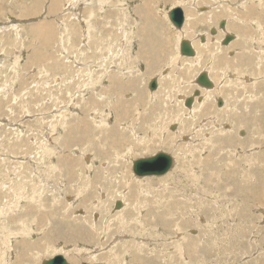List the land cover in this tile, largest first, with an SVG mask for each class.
<instances>
[{"label": "rangeland", "instance_id": "obj_1", "mask_svg": "<svg viewBox=\"0 0 264 264\" xmlns=\"http://www.w3.org/2000/svg\"><path fill=\"white\" fill-rule=\"evenodd\" d=\"M36 1H40L39 3H41V6H39V10H35V9H32V10H26L25 12H24V14L25 13H30V15L29 16H22L23 15V9L25 10V8H29L30 6H32L33 4L32 3H34L35 4V2ZM47 1V2H46ZM69 0H65V1H63V4H62V6H61V8H63L64 7V9H57V10H55V11H49L48 10V2L50 3V1L49 0H1L0 1V26H4V27H6V26H8V24H6V22H16V23H18L19 25H17L15 28H2V30L0 29V103H2L1 105H0V107H2V108H4L3 110H2V108L0 109V138L2 137V139H0V154H1V156L3 157V158H1V156H0V178L2 179H0V194H1V197H0V207L2 208H0V212H1V210L3 211V213L5 214V215H2L3 213L1 212V215H0V217H1V219H0V229L2 228V231H4V232H2L1 230H0V256H2V258L3 259H6V261L4 262L3 260L0 262V264L2 263V264H15L14 262H16V264H42L43 263V261L44 260H46V259H49V258H51L52 256H54L56 253L57 254H59V253H63L64 255H66L68 258H69V254L71 255V254H73V256H71L70 258H69V261H70V263L71 264H80V263H82L83 261H85L86 260V262H88V261H90V262H88L89 264H97V262H99V264H103V262L106 260V262H108V259H109V257H110V259H109V262H111L112 261V263H109L108 262V264H116V262H117V264L119 263L120 264V260H118V259H120V258H117L116 256L118 255V254H122V252H121V249H120V252H117V251H119V248H120V244L121 243H123V244H125L124 243V237H129V238H127V239H129V240H132V237H135L136 239H140V240H142L143 242H149L150 243V241H152V243H155L154 245H155V247H154V245L153 246H151V247H149L148 248V251H147V249L146 248H144V251L143 252H141V253H139V255L136 253L135 255L133 254L132 255V253H129L130 254V256H129V254L128 253H126L125 254V258H124V261H123V263H126V264H130V262L133 260H135V264H168V262L169 261H171L172 259V261H171V263L170 264H179L178 263V261H180L181 263L180 264H185V262L184 261H186V263L187 264H190L191 262V264H264V128H262V127H264L263 125H264V119H262L263 117H264V109H262V113L259 111V108L258 107H255V108H253V109H250V110H247L246 108H244V109H242V110H239V112L241 113V111H242V113L243 112H245L244 114V117H243V119L240 117L239 119H236V118H232L230 121H228V120H221L220 118H218V120L216 121V119H214V118H212V119H214L213 121L211 120V117L212 116H214L215 118L217 117V115L216 114H211L212 116L210 117V116H208V115H206V116H204V117H202L203 118V120L202 119H199L200 121H198L197 122V127H198V125L199 126H202V125H200V124H204V123H207V121H210L211 122V124H209L210 122H208L207 123V125L209 126V127H207V126H204V128L205 129H207V130H205L203 133H204V136L203 137H205V135H206V139H207V136L209 137L208 139H209V141L208 142H206L205 143V146H206V144L208 145V147L210 146V147H212V144H210V141L213 139V143L215 142L216 143V141H217V143L219 142V144L221 145H219V144H215V146H214V144H213V147H222V146H224L223 148H222V150H221V153L219 152V154L217 153V151L218 150H215L213 147L210 149V147H209V149H208V147H207V149H206V147H205V149H203L204 150V152L203 151H200V150H198V151H200V152H196L197 150L195 149V151H193L191 154L189 153V151L187 150V149H189V146H187V144H189V145H192L193 144V142L194 141H196L197 143H198V141L201 139V138H203V137H195V139H194V137H193V139H191L190 140V137L192 136V133L194 132V131H197L198 130V128L196 127V125L194 126V131H193V129H190L189 131H187L189 128H192V127H189L188 125H183L184 123V120L186 119V117L188 118V112L186 111V112H184V117H185V119H177V120H175V121H172V122H170V121H167V123H169V124H167L166 123V120H167V116L166 115H168L167 114V112L165 111V110H163L162 111V120H159V119H157V120H155L154 118L152 119V121L148 124V127H149V125H151L150 127H149V130H148V132H149V134L150 135H154V133H155V129L156 130H158V131H161L160 133H159V135L158 136H160L161 134V136H166L167 134H168V131L170 130L169 128V126L171 125V127L173 126V125H176V126H174L175 127V129H171V130H175L174 132H176V135H175V138H172V139H170V140H168L167 142H166V145L165 146H163V147H154V148H156V149H153L151 152H150V154L149 153H145V152H140V153H138L137 155H134L133 156V154H123V153H118V152H116V155H119V156H122V155H130L129 157H123V158H125L124 159V161H125V163H126V161H127V165L128 166H130L129 167V173H128V177L126 178L127 179V181H126V179H125V175H126V173L123 175V170L121 171V168L120 169H117L116 171H115V173L116 174H118L119 173V175L121 176V178L120 177H118L119 175H116V174H114L113 176H111V178L110 177H108L109 176V171H107L108 169H106L105 170V172H104V176L105 177H108V183L111 185V187H113L114 189H116V187H117V185L120 183H125V184H123V186L122 187H120V186H118V188L120 189V190H118V191H120L119 192V194L120 195H118L117 197H115L114 199H115V201H114V199H112L111 201V203L106 207V211L103 213L101 210H99V209H95V210H91L90 211V208H93V206H97L98 204H99V200H100V198H102L101 200H104V202L106 203L109 199H110V193H111V189H110V185H108V186H104L103 187V185H101L100 183H97V182H95L94 181V178H95V170L97 171V168L99 167V166H101V161H103L104 162V159L103 158H101V157H98V158H96V156H94L95 154L92 152V150L94 149V151H96L95 150V148H93V147H91V148H89L88 147V145L89 144H86V147L87 148H89L88 150L86 149V147H85V149H86V151H83L82 149H81V147L79 148V146L78 145H74V144H70V146L69 147H67V146H63V144H62V140H61V136L64 134V132H65V128L64 127H62V126H65L66 124H63V123H61V125L59 124L60 122H62V120L63 119H61V117H60V112H61V110H63V107H65V106H67V110H74L75 109V111H79L78 113L79 114H81V116L82 117H86L85 115H90V112L92 111V113H95V114H91V117L92 116H94V115H98V119H100V118H102V119H104V121H108V118H110V117H112V121H111V119H110V121L111 122H113L114 121V118L116 119V120H121V123H123V125L124 124H126V121H123L125 118H121V116H122V113H121V110H119V111H117L116 109H112V111H111V109L109 108V106L108 105H114V101H112L111 99H112V95H110L111 94V92L110 91H108V93H107V91H104V90H102V92L103 93H105V94H108V95H105V96H107V97H109V98H107L106 97V99H105V104H107V105H105L104 103L102 104L101 103V105H95L94 106V104L92 103L93 102V100H94V98H92V99H90L89 100V103H84L83 102V100L81 99L82 98V95H79L80 94V92H81V90L83 89V82H81V81H75V83L74 82H67V80H66V77H68V75H70V72L69 71H67L66 69L67 68H70V70H71V72H73V74H75L76 72V74H78V72H80V71H82V69H83V71H82V73H85V74H88L89 73V71H92V72H90V73H93L94 75L95 74H98L99 72V75L100 76H105L104 77V79L103 80H106V78H107V80L109 81V79H108V77L109 76H107V75H110V73L109 74H105V72H107L108 73V71H110V70H112L113 71V69H114V71L116 72L118 69H119V71L120 72H122V73H120L121 75H129V73H131V75H133L132 77L131 76H127V78L129 77L130 79H134V75H137V73H134V72H132V68H133V71H134V69H138L139 70V73H138V75H141V76H143V77H141V76H139V77H141L143 80H145V79H147V81L146 82H148V83H146V84H144L145 85V88H143V87H140L139 89L141 90H137V89H135V90H129L128 92H125L124 93V97H126L127 95V97L126 98H133V99H136V96L138 95V92H140V93H142L143 94V97L145 98H143V101L144 102H146V104H143V103H140V105L138 106V105H136L135 103H133V105H132V110L131 111H133V114L134 115H136L137 116V114H138V112H139V110H143V108L141 107V106H146L148 103H151V101H153L152 99V96H150L151 95V93H152V91L153 90H150V88H148L149 87V81L153 78V77H159L158 79H159V87L161 88V84L160 83H162V80H164V79H166V78H169V75L171 74V76L172 77H176L177 79H179V75L180 76H183L182 77V79L181 80H179L178 82H176V84L177 83H181L180 84V86L183 88V87H185V88H183L182 89V91H178V89L176 90V88H178L179 87V84L177 85V86H174V88L172 87L171 89H169L168 88V92H173L174 94V96L169 100V98H167V97H165L166 98V101L165 102H163L165 105H168L169 103L171 104L170 106H174L176 103H178L179 101H181V99L182 98H185L186 96L187 97H190V96H192L193 95V93H194V89L196 88V89H198L200 86L198 85V83L196 84H194L193 82H196V77H197V74H199L201 71H205V70H207L208 72H209V74H210V76H211V78L215 81L214 83H216V85H215V87H214V89L213 90H218V89H216V88H218V85L220 84V83H223V82H225L226 81V79H224V76H221V79L219 80L218 78H216L215 77V75H213L214 73L212 72V68H213V66L215 65V62H214V56H212V57H210V59H209V61H208V59L206 58V59H203V57H202V55H197L198 57H199V59H197L198 57L197 56H195V58L193 57V59H188L189 57H187V56H184V55H182L181 53H180V46H178V45H180V39H182V38H188V39H190V40H192L193 42H194V46H195V48L196 49H198V47H199V43L200 42H202L201 40H199V37H200V35H202V34H204V35H208V36H210L211 34H210V28L211 27H213V28H217V29H219L220 28V24H219V22L220 21H222L223 19H225L228 23H227V31H229L232 35H236L237 36V38L235 39V42H238L239 40H240V36H239V34H238V32L236 31V30H231V29H229V26H230V23L232 22V23H234L235 21H237V20H235L236 18H239L240 17V22H243L244 24H251V18L250 17H252V16H250L249 15V13L248 14H245L244 12H246L245 10H243V9H245V8H248V6H250V4H249V1L248 0H241L242 1V3L243 4H241V1L239 0H156V1H158V2H156L155 3V1L154 0H150L151 2H152V4H154V5H149L148 6V8H149V15H150V13H151V15H150V18H152L153 19V22L155 23H153L154 24V26H156L157 25V27H156V29H157V33H158V35H159V37H161V41L163 42V44L165 45V43H168L169 41H170V39H168V37H173V35L172 34H174V35H176L175 37H174V39L173 40H175L174 41V43L173 44H170L169 46H168V49H165V50H163L160 54H162V55H159V57L161 56L162 58H165V59H167L166 61L164 60V63H163V61H161V60H159L158 61V63H156L155 65H154V68L149 72L148 70H147V63H148V61H145V60H138L137 61V59H139V55L138 54H136V52L137 53H141V56L142 57H146V54L144 53L143 54V52H139V51H137L138 50V46H139V43H140V40H141V38H143V36H146L147 34L144 32V33H142L141 34V32H140V30H141V28L140 27H143L142 26V24L143 23H145L144 22V17H142L140 14H138V13H135V12H133L132 11V5L134 4V5H136V4H138V2L137 1H139V3L141 2V1H144V0H122L123 1V3H125V4H127V5H129V6H126L125 4H124V6H126V7H129V10H128V13L123 17L122 16V18H123V20L121 19V17H119L118 18V20H119V22L117 21V19H116V17H112V19L113 18H115V20L113 21H111V19H106L105 20V18L107 17V16H109V12L112 10V9H120V8H122V6H121V2L119 3V1L118 0H106V3H108L107 5L105 4V2H104V0L102 1V0H98V1H102L101 3H103L104 2V4H102V5H104V6H107L106 8L103 6V7H100L98 10H97V8L100 6V5H98V4H100L97 0H91V2H92V7L94 6V7H96V9H94V12H93V16L92 15H89V17H88V11L85 13V11H80V12H73L74 13V15L76 16H74V18H73V20H74V22H77L78 24H76V26L77 27H79L78 29H80L79 30V32H81L79 35H80V37H79V35H78V37L82 40H75L74 39V41H73V38L72 37H70V38H68L67 36H68V31H67V33H66V35H65V37H64V39H62V40H64V41H62V42H60L59 40V38L60 37H62L63 38V36L62 35H60L59 33H61V30L63 31V24H66L67 26L69 25L67 22L69 21V20H66V19H68L67 17L64 19V17H65V13H66V11H65V9L67 8V2H68ZM108 1V2H107ZM14 2V3H13ZM72 2V1H71ZM91 2H90V0H89V4L86 6V5H84V7H90L91 6ZM111 2L112 3H115L114 4V6H112L113 4H111ZM239 2V3H238ZM26 5H25V4ZM47 3V4H46ZM98 3V4H97ZM120 6V7H118V5ZM238 3V4H237ZM246 3V5L244 6V4ZM247 3H248V5H247ZM46 4V5H45ZM64 4H65V6H64ZM110 4V5H109ZM157 4V5H156ZM178 4H181V6L183 7V8H185V13H186V15H188V9L189 10H191L190 11V14L191 13H194V15H195V17H197V19L196 20H199L198 19V16H201L202 17V15L203 16H205L206 18H208V22H206V23H200L199 24V22L197 23V25L195 26V27H193L192 25H191V19L189 20L188 19V22H189V24H187V27H186V29H185V31H187V33H185V31L183 30V31H180L179 30V28H175L172 24H171V22L170 21H168L165 17H168L166 14H167V12H168V10L169 9H171L173 6H175V5H178ZM208 4V5H207ZM77 5V4H76ZM96 5V6H95ZM198 5V6H197ZM222 5V6H221ZM22 6L24 7L23 9H21L22 8ZM43 6H45V8H43ZM78 6V5H77ZM98 6V7H97ZM113 7V8H110V7ZM117 6V7H116ZM158 6V7H157ZM198 8H197V7ZM213 6V7H212ZM218 6H219V8L220 7H223V8H226V9H230V13H232L231 15H227L226 17L225 16H223V17H221V18H219V19H217L215 22H212V23H210L211 22V20H209V18L211 19V11H212V8H213V10H214V12H218L220 9L218 8ZM229 6V7H228ZM232 6V7H231ZM46 7H47V9H46ZM116 7V8H115ZM201 7V8H200ZM204 7H208V9H204ZM13 8V9H12ZM103 8V9H102ZM163 8V9H162ZM209 8H210V11L208 12V14H205V13H202V12H204V11H207V10H209ZM222 8V9H223ZM236 8V9H235ZM239 8V9H238ZM9 9V10H8ZM100 9H102V11L100 10ZM156 9H160V10H156ZM241 9V11H239L238 12V10H240ZM46 10V11H45ZM74 10H75V8H74ZM216 10H218V11H216ZM237 10V11H236ZM243 10V11H242ZM57 11V12H56ZM58 11H60V12H58ZM76 11V10H75ZM102 13H101V12ZM130 11V12H129ZM235 11V12H234ZM53 12V13H52ZM63 12V13H62ZM199 12V13H198ZM242 12L244 13V14H242ZM45 13V14H44ZM101 13V15L100 16H98L99 14ZM135 13V14H134ZM210 13V14H209ZM234 13V14H233ZM237 13H238V15H240V16H238L237 15ZM43 14V15H42ZM80 14V15H79ZM83 14V16H81ZM103 14V15H102ZM153 14V15H152ZM40 15V16H39ZM54 15V16H53ZM63 16V19L64 20H62V16ZM192 15V14H191ZM190 15V16H191ZM236 16L235 18L233 17V16ZM244 15H248L247 17L246 16H244ZM264 15V14H263ZM79 16V17H78ZM87 16V17H86ZM95 16V17H94ZM103 16V17H102ZM119 16H121V15H119ZM131 16V17H130ZM141 16V17H140ZM230 16V17H229ZM16 17H18V18H16ZM21 17V18H20ZM46 18V19H53L56 23H55V25L57 26V32H58V34L56 35V36H54L53 37V41L51 40V39H49L48 40V42H44V41H42V40H40L39 38H35L33 35H32V33L30 32V24L31 23H23V21L24 22H28V21H31L32 19L33 20H38V19H40V18ZM78 17V18H77ZM83 17H84V20H85V18H87V20H88V24H90V26H92L91 28H90V31H89V33L87 34L86 33V28H84L85 27V23L83 24ZM99 19H98V18ZM127 17V18H126ZM187 17V16H186ZM233 17V18H232ZM38 18V19H37ZM56 18V19H55ZM96 18V19H95ZM132 18V19H131ZM163 20H162V19ZM190 18V17H189ZM227 18V19H226ZM10 19V20H9ZM16 19V20H15ZM101 19V20H100ZM135 19V20H134ZM159 19V20H158ZM213 19V18H212ZM245 19V20H244ZM20 20V21H19ZM59 20V21H58ZM98 20V21H97ZM110 20V21H109ZM121 20V21H120ZM141 20H143V21H141ZM161 20V21H160ZM250 20V21H249ZM106 21V22H105ZM130 21H133V22H130ZM168 21V22H167ZM210 21V22H209ZM4 24H3V23ZM63 22H65V23H63ZM90 22V23H89ZM108 22H115V23H109V25H108ZM118 22V23H117ZM120 22L122 23V24H120ZM135 22V23H134ZM159 22V23H158ZM248 22V23H247ZM81 23V24H80ZM107 23V24H106ZM124 23V24H123ZM169 23V24H168ZM61 24V26H59ZM121 26H120V25ZM141 24V25H140ZM203 24V25H202ZM243 24V25H244ZM82 25H84V26H82ZM107 25V26H106ZM111 25V26H110ZM113 25L115 26V27H113ZM135 25V26H134ZM29 26V27H28ZM95 26V27H94ZM103 26V27H102ZM109 26H110V28H109ZM118 26V27H117ZM127 26V27H126ZM158 26H162V27H158ZM166 28H165V27ZM262 26H264V24L262 25ZM83 27V28H82ZM94 27V28H93ZM100 27H102V28H100ZM113 27V28H112ZM137 27V28H136ZM192 27V28H191ZM18 29V31H17V29ZM29 28V29H28ZM60 28V29H59ZM62 28V29H61ZM162 28V29H161ZM165 28V29H164ZM171 28V29H170ZM188 28H191V30L190 29H188ZM10 29V30H9ZM26 29H28V30H26ZM84 31H83V30ZM103 29V30H102ZM108 29H110L111 31H108ZM133 29V30H132ZM192 29H193V31H192ZM195 29V30H194ZM20 30V31H19ZM68 30H69V32L71 31H73V29H72V27H68ZM122 30H123V33H121L122 32ZM163 30V31H162ZM190 30V31H189ZM220 30H222V29H220ZM6 31V32H5ZM28 31V32H27ZM83 31V32H82ZM119 31H120V35H119ZM159 31V32H158ZM166 31V32H165ZM193 33H192V32ZM235 31V32H234ZM15 32V33H14ZM74 32V31H73ZM85 32V33H84ZM103 32H105V33H108V34H110V36H106V38L104 39V40H102V37L100 36V33H103ZM161 32H162V36H161ZM18 33V34H17ZM85 35H84V34ZM99 33V34H98ZM172 33V34H171ZM82 34H83V36H87L86 38L84 37H82ZM89 34H90V36H89ZM216 34V33H215ZM224 35H225V32L223 33ZM13 35V36H12ZM18 35V36H17ZM33 37H32V36ZM60 36V37H59ZM88 36H89V38H88ZM114 36H115V38H114ZM130 36V37H129ZM141 36V37H140ZM223 36V35H222ZM56 37H58V39L56 38ZM215 37H217L216 35H211L210 36V42H214L215 44L216 43H218L217 42V40H218V38H215ZM255 39H260L259 37H262L263 39H264V35H255ZM22 38V39H21ZM31 38V39H30ZM177 38V39H176ZM214 38L216 39V41H214ZM4 39H5V42H4ZM7 39V40H6ZM37 39V40H36ZM68 39V40H67ZM70 39H71V41H70ZM97 39V40H96ZM110 39V40H109ZM114 39V40H113ZM116 39V40H115ZM16 40V41H15ZM51 40V41H50ZM88 40V41H87ZM121 40V41H120ZM169 40V41H168ZM212 40V41H211ZM10 41V42H9ZM29 41L30 43H27V42ZM49 41H50V43H49ZM103 41V42H102ZM117 41H118V43H117ZM134 41V42H133ZM219 41V40H218ZM264 41V40H263ZM67 42V43H66ZM70 42V43H69ZM78 42H79V44H78ZM114 42H115V44H114ZM128 42H130V43H128ZM178 42V43H177ZM220 42H221V40H220ZM26 43V44H25ZM53 43H55V44H53ZM66 43V44H65ZM76 43H77V45H76ZM82 43V44H81ZM86 43V44H85ZM96 43V44H95ZM104 43V45H103V47H102V44ZM177 43V44H176ZM47 44V45H46ZM53 44V46H51ZM57 44V45H56ZM71 44V45H70ZM124 44V45H123ZM220 44V43H219ZM3 45V46H2ZM30 45H31V47H30ZM33 45V46H32ZM59 45H61V46H59ZM75 45V46H74ZM88 45V46H87ZM99 45V46H98ZM101 45V46H100ZM109 45V47H106V46H108ZM123 45V46H122ZM63 46V47H62ZM72 46V48H70ZM86 46V47H85ZM94 46H96V47H94ZM49 47V48H48ZM52 47V48H51ZM67 47V48H66ZM78 47V48H77ZM80 47V48H79ZM88 47V48H87ZM101 47V48H100ZM104 47H105V49L107 50H105L104 49ZM111 47V48H110ZM260 49L262 48H264V45H263V43H261V46H258ZM6 48V49H5ZM10 48V49H9ZM19 48H20V50H19ZM22 48H24V49H22ZM38 49V50H40L41 52H42V54H44L45 55V58H44V60L42 59V60H40L41 62H38L37 63V61H33L32 60V58H31V56H32V52L33 51H35V49ZM68 50H66V49ZM77 48V49H76ZM90 48V49H89ZM95 49V48H99L98 49V51H96L97 49H95V50H93V49ZM109 48V49H108ZM122 48V49H121ZM125 48V49H124ZM171 48V49H170ZM28 49V50H27ZM106 51H104V50ZM112 49V50H111ZM126 49H127V51H126ZM170 49V50H169ZM235 49V50H234ZM22 50V51H21ZM24 50V51H23ZM43 50V51H42ZM44 50H45V53H44ZM52 52H51V51ZM64 50V51H63ZM79 50V51H78ZM87 50H91L90 52L89 51H87ZM123 50V51H122ZM146 50H147V48H146ZM177 50V51H176ZM179 50V51H178ZM238 49H237V47L236 48H232L230 51H229V53L230 54H232L233 55V53H234V51H237ZM5 51V52H4ZM58 51V52H57ZM60 51V52H59ZM78 51V52H77ZM80 51H81V53H80ZM99 51H102V52H100V54H99ZM112 51H113V53H112ZM126 51V52H125ZM199 51V50H198ZM4 52V54H5V56H4V54H2ZM31 52V53H30ZM66 52V53H65ZM74 52H76L75 53V55H74ZM86 52V53H85ZM97 52V53H96ZM171 52V53H170ZM49 53L51 54V55H49ZM91 53V54H90ZM93 53V54H92ZM109 53V54H108ZM112 53V54H111ZM116 53H118L117 55H115ZM181 55H180V54ZM19 54V55H18ZM21 54V55H20ZM56 54V55H55ZM61 54V55H60ZM66 56H65V55ZM73 54V56H71ZM108 54V55H107ZM128 54V55H127ZM169 54H171V55H169ZM175 54V55H174ZM3 55V56H2ZM68 55V56H67ZM70 55V56H69ZM78 56V58H77V56ZM88 57H87V56ZM103 55V56H102ZM115 55V56H114ZM173 55V56H172ZM234 55H235V53H234ZM28 56V57H27ZM58 56V57H57ZM96 56V57H95ZM135 56V57H134ZM172 56V57H171ZM175 56H177L178 57V59L175 57ZM66 57H68L67 59H66ZM99 57V58H98ZM106 57V58H105ZM133 57V58H132ZM160 57V58H161ZM62 58V59H61ZM70 58V59H69ZM104 58V59H103ZM107 58H109V59H107ZM116 58V59H115ZM121 58V59H120ZM123 58V59H122ZM129 58H131V59H129ZM171 58V59H170ZM173 58V59H172ZM191 58V57H190ZM212 58V59H211ZM48 61V63H47V61ZM74 59V60H73ZM77 59V60H76ZM107 59V60H106ZM111 59V60H110ZM113 59V60H112ZM124 59H125V61H124ZM180 59V61L178 62V60ZM16 60V61H15ZM56 60V61H55ZM70 60V61H69ZM72 60V61H71ZM177 62H176V61ZM184 60V61H183ZM189 60H191V61H189ZM199 61V62H197V64H196V62H194V61ZM205 62H204V61ZM25 61H27V62H25ZM30 61V62H29ZM32 61V62H31ZM53 61V62H52ZM73 61H75L74 63H72ZM105 63H104V62ZM109 61V62H108ZM113 61V63H110V62H112ZM122 61H123V63H122ZM171 61H174L175 63H171ZM200 61H201V63H200ZM203 61V62H202ZM207 61V62H206ZM212 61V62H211ZM11 62H12V64H11ZM28 62H29V64H28ZM59 62V63H58ZM61 62H63V63H61ZM72 64H71V63ZM92 62H94V63H92ZM105 64V66L103 65V63ZM120 64H119V63ZM130 63L132 66H131V68H130V66H128V65H130V64H128V63ZM170 62V63H169ZM183 62V63H182ZM186 62V63H185ZM188 62H190V63H188ZM192 62H193V64H192ZM16 63V64H15ZM26 63V64H25ZM33 63V64H32ZM47 63V64H46ZM66 63V64H65ZM85 63H90V64H92V65H87V64H85ZM107 63V64H106ZM116 63V64H115ZM180 63V64H179ZM195 63V64H194ZM58 64L60 65V64H62V66L60 65V66H58ZM98 65V66H95V65ZM101 64V65H100ZM116 66L115 68H114V66ZM170 64V65H169ZM177 64H179V66L177 65ZM190 66V68H189V66ZM192 66H191V65ZM199 64V65H198ZM202 64H204L203 66H202ZM35 65H37V66H35ZM65 65V66H64ZM69 65V66H68ZM83 65V66H82ZM86 65V66H85ZM93 65H94V67H96V69L93 67ZM124 66L123 68L122 67H120V66ZM127 65V66H126ZM170 67H169V66ZM194 65V66H193ZM198 67H197V66ZM208 65V66H207ZM26 66V67H25ZM40 66V67H39ZM43 66V67H42ZM45 66V67H44ZM64 66V67H63ZM67 66V67H66ZM100 66H102V67H100ZM112 66V67H111ZM167 66H168V68H167ZM183 66H184V70L185 71H187V75H186V77L181 73L182 71H184L183 70ZM9 67V68H8ZM11 67V68H10ZM17 67V68H16ZM23 67V68H22ZM42 67V68H41ZM57 67V68H56ZM58 67H61V68H58ZM111 67V68H110ZM127 67V68H126ZM159 67V68H158ZM162 67V68H161ZM179 67L181 68V69H179ZM197 67V68H196ZM199 67H200V69H199ZM13 68V69H12ZM53 68V69H52ZM63 68H64V70H66V71H64L63 72ZM76 68H80L79 70L77 69L76 70ZM87 68V69H86ZM94 70H93V69ZM103 68H106V69H103ZM113 68V69H112ZM117 68V69H116ZM128 68H130L129 69V71H126L125 69H127L128 70ZM175 68H177L176 69V74H175ZM186 68V69H185ZM20 69V70H19ZM23 69H24V71H23ZM47 71H46V70ZM54 69H56V71H54ZM62 69V70H61ZM107 69H108V71H107ZM52 70V71H51ZM88 71V72H86V71ZM99 70V71H98ZM100 70H102L103 71V73H101V71ZM106 70V71H105ZM121 70H123V71H121ZM125 70V71H124ZM138 70L136 71V72H138ZM145 70H147V71H145ZM181 70V71H180ZM4 71H6V72H4ZM35 71V72H34ZM50 71V72H49ZM54 71V72H53ZM59 71V72H58ZM62 71V72H61ZM94 71H96L97 73H95ZM153 71V72H152ZM161 72V74H159L160 72ZM189 71V72H188ZM192 71V72H191ZM17 72H19V73H17ZM55 74H53V73ZM57 72V73H56ZM75 72V73H74ZM129 72V73H128ZM145 73V74H142V73ZM191 72V73H190ZM198 72V73H197ZM33 73V74H32ZM38 73V74H37ZM81 73V72H80ZM134 73V74H133ZM157 73H158V76H157ZM162 73H163V75H162ZM165 73V74H164ZM169 73V74H168ZM197 73V74H196ZM11 74H12V76H11ZM16 74V75H15ZM21 74V75H20ZM26 74V75H25ZM36 76H35V75ZM40 74V75H39ZM65 74V75H64ZM117 74H118V72H117ZM119 74V75H120ZM148 74V75H147ZM151 74V75H150ZM168 74V75H167ZM178 74V75H177ZM234 76H230L229 74H228V77H235L237 74L236 73H232ZM17 76L18 77V79H17V77H15V76ZM20 75V76H19ZM25 75V76H24ZM42 75V76H41ZM80 75V74H79ZM147 75V76H146ZM195 75V76H194ZM213 75V76H212ZM250 75V74H249ZM254 75H256V74H254ZM24 77V79L22 78V77ZM30 76V77H29ZM41 76V77H40ZM47 76V77H46ZM66 76V77H65ZM86 76H88V75H86ZM153 76V77H152ZM191 76V77H190ZM261 76V75H260ZM12 77H14V78H12ZM25 77H26V79H25ZM35 77V78H34ZM50 79H49V78ZM63 77V78H62ZM189 77V78H188ZM11 78V79H10ZM30 78H31V80H30ZM41 78H43V79H41ZM50 80H48V79ZM162 78H164V79H162ZM188 78V79H187ZM195 80H193V79ZM216 78V79H215ZM250 80H252V79H255L254 78V76H252V75H250ZM186 81H185V80ZM190 79V80H189ZM18 80V81H17ZM25 80V81H24ZM29 80H30V82H29ZM39 80V81H38ZM52 80V81H51ZM90 80V77H88V79H87V82H85V83H87L88 84V86H89V88H88V86H87V88H84V90H86V93L87 92H89V93H87L86 94V97L85 98H87V97H89L91 94H92V92H94L93 90H94V88H92V87H94V86H91L90 87V83H91V80ZM193 80V81H192ZM257 80H262V77H259V78H257ZM5 81V82H4ZM7 81V82H6ZM10 81H12L13 82V84H12V82H10ZM20 81H21V83H20ZM28 81V82H27ZM32 81V82H31ZM37 81V82H36ZM59 81V82H58ZM62 81L64 82V87L66 88V90L67 91H69L68 93H69V95H70V97H68V95H67V93H66V98H64V96H63V94H62V92L60 93L59 91H63V93L65 92V88L63 89L62 87V89L61 90H58V88H59V85H60V83H62ZM108 81H106V83L108 84L109 82ZM161 81V82H160ZM256 81V80H255ZM15 82V83H14ZM55 84H54V83ZM89 82V83H88ZM100 82H102V81H99V82H97L96 81V83H100ZM249 82H251V81H249ZM25 83V84H24ZM94 83H95V81H94ZM95 83V84H96ZM184 83V84H183ZM188 85H186V84ZM27 84H28V87H26L27 86ZM30 84V85H29ZM40 84V85H39ZM76 84V85H75ZM81 85V86H79V85ZM22 85L23 86H25V87H22ZM79 87H78V86ZM99 85V84H98ZM114 85V84H113ZM13 86H14V88H13ZM47 86H49L48 88H47ZM67 86H68V88H67ZM147 86V87H146ZM190 86V87H189ZM193 88H192V87ZM33 87V88H32ZM36 87H38V88H36ZM45 89H44V88ZM73 87V88H72ZM79 88V89H77V88ZM159 87H158V89L156 90V91H153V92H159ZM189 87V91H186L185 89H187ZM30 88H31V90H30ZM142 88H143V91H142ZM23 89V90H22ZM26 89V90H25ZM33 89H35V91L33 90ZM90 89V90H89ZM195 89V90H196ZM19 92H18V91ZM73 90V91H72ZM75 90V91H74ZM88 90V91H87ZM100 90V89H99ZM138 92H137V91ZM151 92H150V91ZM175 90V91H174ZM207 89L206 88H204L203 90L201 89V94H200V97L199 98H197L196 99V101H202L203 100V98L205 99L206 97V95H207V91H206ZM11 91V92H10ZM31 91H32V94H31ZM37 91H38V93H37ZM80 91V92H79ZM184 91V92H183ZM193 93H192V92ZM204 93H203V92ZM21 92H22V94H21ZM28 92H29V94H28ZM58 92V93H57ZM74 92H76L75 94H74ZM136 92V93H135ZM147 92H149V93H147ZM206 92V93H205ZM217 92V91H216ZM52 93V94H51ZM60 93V94H59ZM91 93V94H90ZM97 93H99L100 94V92H96L95 94L97 95ZM177 93H182V95H180V94H178L177 95ZM186 95H185V94ZM188 93H190V94H188ZM25 94V95H24ZM52 96H51V95ZM132 94V95H131ZM145 94H146V96H147V94H149V96L148 97H146L145 96ZM206 94V95H205ZM28 95V96H27ZM30 95V96H29ZM65 95V94H64ZM93 95V94H92ZM202 95H205V96H202ZM6 96V97H5ZM26 96V97H25ZM31 96H32V98H31ZM58 96V97H57ZM79 96V97H78ZM178 98H177V97ZM10 97V98H9ZM15 97H17V98H15ZM38 99H37V98ZM73 97H74V99H73ZM150 97V98H149ZM175 97V98H174ZM180 97V98H179ZM197 97V96H196ZM203 97V98H202ZM217 97V96H216ZM10 100H9V99ZM14 98V99H13ZM21 98V99H20ZM27 98H28V101H27ZM34 98V99H33ZM44 98V99H43ZM46 98H48V99H46ZM71 98H72V100H71ZM78 98V99H77ZM97 98V97H96ZM147 98V99H146ZM219 98H221L222 100L223 99H225L224 98V96H218L217 98H215V105L217 106V107H220V105L218 106V99ZM255 98H257V97H255ZM30 99V100H29ZM36 99H37V102H36ZM40 99V100H39ZM43 101H42V100ZM45 99H46V101H45ZM58 99V100H57ZM61 99V100H60ZM68 99V100H67ZM77 99V100H76ZM109 99V100H108ZM172 99H173V101H172ZM176 99V102L174 101ZM202 99V100H201ZM26 100V101H25ZM50 100H51V102H50ZM54 100H55V102H54ZM74 101L73 103L72 102H70L71 104L69 105L68 103V101ZM106 100L108 101V102H106ZM113 100H114V98H113ZM150 100V101H149ZM157 100V99H156ZM216 100H217V102H216ZM23 101V102H22ZM57 101H59V102H57ZM67 101V102H66ZM81 101V102H80ZM183 101H185L184 99H183ZM183 101H182V107L183 108H187L186 107V105H185V103H183ZM227 101V99L226 100H223V103L225 104V103H227L226 102ZM25 102H27L26 104H25ZM30 102V103H29ZM32 102V103H31ZM38 102H40V103H38ZM43 102V103H42ZM45 102V103H44ZM65 102H66V104H68V105H65ZM83 102V103H82ZM98 102H100V101H98ZM109 102H111V103H109ZM157 102V101H156ZM197 102V103H198ZM210 102V105H212V101L211 100H208V103ZM255 103H257L258 102V99H255V101H254ZM37 104V105H35V104ZM53 103V104H52ZM59 103V104H58ZM79 103V104H78ZM137 103V102H136ZM157 103H161V102H157ZM168 103V104H167ZM194 103H195V101H194ZM6 104V105H5ZM31 104V105H30ZM51 104V105H50ZM64 104V105H63ZM85 104V105H84ZM90 104V106H91V104H92V107H90L89 108V106H87V105H89ZM136 106H135V105ZM163 104V105H164ZM222 105V108L224 107V106H226V104L225 105ZM34 107H33V106ZM39 105V106H38ZM44 105H45V107H44ZM77 105H79V108H77ZM81 105V106H80ZM84 107H83V106ZM105 107H104V106ZM149 105V104H148ZM147 105V106H148ZM158 105H160V104H158ZM162 105V106H163ZM164 105V106H165ZM4 106H6V107H4ZM47 106H49V108L47 107ZM50 106H52V107H50ZM72 106H73V108H72ZM86 106V107H85ZM108 107V109H107V107ZM161 106V105H160ZM163 106V107H164ZM176 106V105H175ZM185 106V107H184ZM95 107V108H94ZM113 107V106H112ZM114 107H115V105H114ZM136 107V108H135ZM138 107V108H137ZM192 107H194V104L192 105ZM192 107H191V109H192ZM37 108H42V109H37ZM66 108V107H65ZM69 108V109H68ZM71 108V109H70ZM81 108V109H80ZM88 108V109H87ZM93 108V109H92ZM101 108H103L104 110V113H103V111L101 110ZM189 109H190V107H188ZM197 108V107H196ZM221 108V107H220ZM225 108V107H224ZM9 109L11 110V112H13V113H11L10 111H9ZM15 109V110H14ZM37 109V110H36ZM90 109V110H89ZM92 109V110H91ZM135 109H136V112H135ZM139 109V110H138ZM189 109H186V110H189ZM201 109V108H200ZM88 110H89V112H88ZM94 110V111H93ZM98 110V111H97ZM245 110V111H244ZM254 111V112H252V111ZM57 111L59 112V114H56L57 113ZM96 111H97V113H96ZM102 111V112H101ZM108 111H111L112 113L109 115L110 117H108V114H109V112ZM119 112L121 115L120 116H118L117 117V112ZM180 110H178V112H179ZM197 111H198V109H197ZM196 111V112H197ZM86 112V113H85ZM248 112H251V114H249ZM259 112V113H258ZM88 113V114H87ZM99 113V114H98ZM101 113H103L102 115L104 116H102L101 115ZM106 113H108V114H106ZM166 113V114H165ZM257 113V114H256ZM84 116H83V115ZM152 114V113H151ZM194 114V113H193ZM256 114V115H255ZM58 115V116H57ZM259 115H261L262 116V118H261V116L260 117H258ZM105 116L106 117H108V118H105ZM114 116H116V117H114ZM135 116V117H136ZM53 117H55V118H53ZM59 117H60V119H59ZM207 117V118H206ZM249 119H248V118ZM251 117V118H250ZM253 117V118H252ZM52 118V119H51ZM164 118V119H163ZM245 118V119H244ZM6 119V120H5ZM8 119V120H7ZM55 121H54V120ZM57 119V120H56ZM59 119V120H58ZM105 119H107V120H105ZM123 119V120H122ZM240 119H242V122L240 121ZM34 120V121H33ZM51 120V121H50ZM155 120V121H154ZM158 120H159V122H158ZM165 122H164V121ZM205 120H207L206 122H205ZM221 120V121H220ZM11 121V122H10ZM64 121V120H63ZM161 121V122H160ZM176 121H178V123L176 124ZM180 121V122H179ZM225 121V122H224ZM236 121V122H235ZM252 121V122H251ZM260 121V122H259ZM15 122V123H14ZM28 122V123H27ZM47 122H49V123H47ZM59 122V123H58ZM125 122V123H124ZM153 122V123H152ZM162 122H164V123H162ZM202 122H204V123H202ZM214 122V123H213ZM233 124H232V123ZM241 122V123H240ZM9 123V124H8ZM10 123H12V124H10ZM31 123V124H30ZM34 123H35V125L37 126H35L34 125ZM114 123V122H113ZM161 125V127H160V125ZM172 123V124H171ZM181 123H183V124H181ZM231 123V125H229ZM14 124V125H13ZM53 124H56L57 126L58 125H60V126H58L57 128L56 127H54V128H52L53 127ZM105 124V123H104ZM154 124V125H153ZM158 124V125H157ZM165 124H167L168 125V128H166L167 127V125H165ZM218 124H220V125H218ZM236 124H237V126H236ZM240 124H241V126H243L242 128H241V126H240ZM243 124V125H242ZM256 124V125H255ZM260 124V125H259ZM28 125V126H27ZM31 125V126H30ZM51 125V126H50ZM121 125V124H120ZM183 125V126H182ZM251 125V126H250ZM10 126V127H9ZM16 127V129H15V127ZM42 126H43V128H42ZM48 126H50V127H48ZM55 126V125H54ZM164 128H163V127ZM180 126V127H179ZM233 127V128H229V130L228 131H230V130H232V132H233V130L235 131V132H231V134L233 135L232 136V139H230V140H233L232 141V143L231 142H229V138H228V140L225 138L224 139V141L222 142V141H219V140H215V134L217 133L216 131H218V129H222V128H224V129H228V127ZM245 126V127H244ZM247 126L248 127H250L249 129L247 128ZM256 126V127H255ZM257 126L259 127L258 129H257ZM12 127H14V128H12ZM46 127H48V128H46ZM62 127V128H61ZM153 127V128H152ZM213 127V128H212ZM219 127V128H218ZM235 127V128H234ZM240 127V128H239ZM12 128V129H11ZM26 128V129H25ZM30 128V129H29ZM35 128H37V129H35ZM60 128V129H59ZM163 128V129H162ZM166 128V129H165ZM179 128V129H178ZM197 130H196V129ZM210 128H212V129H210ZM214 128H218V129H214ZM239 128V129H238ZM245 128V129H244ZM252 128V129H251ZM255 128V129H254ZM31 129H33V130H31ZM47 129V130H46ZM52 129V130H51ZM56 129V130H55ZM64 129V130H63ZM160 129V130H159ZM257 129V130H256ZM18 130H20V132L18 131ZM23 130V131H22ZM38 130V131H37ZM43 130V131H42ZM177 130V131H176ZM181 130L183 131V132H185V133H187V134H182L181 133ZM192 130V131H191ZM215 131V132H213V131ZM250 130V131H249ZM256 130V131H255ZM2 131H3V133H2ZM16 131V132H15ZM36 131L37 132V134H39V135H36V132L34 133V132ZM40 131H42V132H40ZM151 131V132H150ZM154 131V132H153ZM167 132V133H165V132ZM247 131V132H246ZM249 131V132H248ZM259 131V132H258ZM5 132H6V134H5ZM25 134H24V133ZM152 132H153V134H152ZM206 132H207V134H206ZM252 132V133H251ZM12 135H11V134ZM17 133V134H16ZM34 133V134H33ZM55 133V134H54ZM164 133V134H163ZM189 133V134H188ZM214 133V134H213ZM237 133H238V135H237ZM248 133V134H247ZM258 133V134H257ZM263 133V134H262ZM3 134H4V138H6V139H3ZM22 134V135H21ZM32 134V136H29V135H31ZM42 134H44V135H42ZM50 136V139H49V136ZM54 134V135H53ZM58 134V135H57ZM181 134V135H180ZM191 134V135H190ZM199 134V133H198ZM242 134H243V136H242ZM255 134V135H254ZM10 135V136H9ZM14 135V136H13ZM18 135H21V137H19ZM35 135V136H34ZM41 135V136H40ZM149 135V136H150ZM180 135V136H179ZM187 135V136H186ZM190 135V136H189ZM211 135H213V136H211ZM251 135V136H250ZM259 135V136H258ZM40 136V137H39ZM45 138H44V137ZM60 136V137H59ZM148 136V137H149ZM179 136V137H178ZM255 136V137H254ZM256 136H257V138H256ZM20 139H19V138ZM29 137H31V138H29ZM32 137H36L35 139L34 138H32ZM47 137V138H46ZM147 137V138H148ZM186 137H189V138H186ZM210 137H211V139H210ZM214 137V138H213ZM260 137V138H259ZM8 138H9V141H8ZM26 138V139H25ZM158 138V137H157ZM234 138H235V142H234ZM240 138V139H239ZM242 138V139H241ZM252 138V139H251ZM14 139V140H13ZM48 139V140H47ZM51 139H53L52 141H51ZM54 139L56 140V141H54ZM158 139H160V138H158ZM158 139H154L156 142H159L160 140H158ZM177 139H179V140H177ZM184 139V140H183ZM187 139H188V141L189 142H186L187 141ZM236 139H237V141H236ZM239 139V140H238ZM248 139V140H247ZM254 139V140H253ZM1 140H2V142H1ZM10 140H12L11 141V143H10ZM58 140V141H57ZM186 140V141H185ZM198 140V141H197ZM227 140V141H226ZM242 140V141H241ZM45 141V143H46V146H44L45 145V143H43ZM183 141V142H182ZM226 141V142H225ZM239 141H241V142H239ZM257 142V144L255 143V144H253L252 142ZM4 142V143H3ZM9 142V143H8ZM15 142V143H14ZM25 142V143H24ZM39 144H38V143ZM41 142V143H40ZM60 142V143H59ZM99 142H100V140H99ZM175 142V143H174ZM196 142H194V144H197ZM212 142V141H211ZM222 142V143H221ZM225 142V143H224ZM244 142V143H243ZM2 143V144H1ZM35 143V144H34ZM179 143V144H178ZM185 143V144H184ZM187 143V144H186ZM236 143H241V144H236ZM248 143V144H247ZM251 143V144H250ZM15 144H16V146H15ZM18 144V145H17ZM28 144V145H27ZM40 144L42 145L41 147H40ZM244 144V145H243ZM252 144H253V146H252ZM7 145H8V147H7ZM12 145V146H11ZM14 145V146H13ZM26 145V146H25ZM58 145V146H57ZM127 145H130L129 144V142L127 143ZM175 145V146H174ZM180 145V146H179ZM199 145V147H200V144H198ZM219 145V146H218ZM238 146V148L239 149H237V146ZM246 145V146H245ZM247 145H248V147H247ZM10 146V147H9ZM19 146V147H18ZM22 146H23V148H22ZM48 146H49V148L50 149H52V150H50V149H48ZM59 146H60V148H59ZM75 146H77V150H76V148H75ZM177 146V147H176ZM182 146V147H181ZM188 148H187V147ZM3 147V148H2ZM169 147V148H168ZM173 149H172V148ZM174 147H175V149H174ZM187 149H186V148ZM230 148V149H227V148ZM250 147V148H249ZM7 150H6V149ZM27 148V149H26ZM28 148H30V150H28ZM33 148V149H32ZM34 148H35V150H34ZM38 148V149H37ZM44 148H46V149H48L49 150V153L47 152L48 150H45ZM55 148L57 149V150H55ZM63 150H67V152L66 151H63ZM65 148V149H64ZM72 148H74V150L72 149ZM167 148H168V150H167ZM180 148V149H179ZM186 150H185V149ZM224 148H225V150H224ZM233 150H232V149ZM21 149V150H20ZM22 149H24V150H22ZM37 149V150H36ZM39 149H40V151H39ZM58 149H60V152L62 153H60L59 152V150ZM70 149V150H69ZM81 149V150H80ZM97 149V148H96ZM159 149V150H158ZM162 149V150H161ZM236 149V150H235ZM19 150V151H18ZM68 150H69V153H68ZM165 151V152H168V153H170V154H172L173 156H174V159L176 160V159H178V160H176V161H174L175 162V164L173 165V167H172V171L170 170L168 173H166L165 175H162V176H156V175H153V176H145V177H140V176H138L137 177V175L134 173V171H133V161L135 160V159H137V158H139V157H143V156H148V155H152V154H154V153H156V152H158V151ZM169 150H171V151H169ZM174 150V151H173ZM181 150V151H180ZM209 150V151H208ZM211 150V151H210ZM232 150V151H231ZM248 150H249V153H248ZM14 151V152H13ZM31 151H34V152H31ZM37 151V152H36ZM39 151V152H38ZM51 151V152H50ZM56 151H58V154H57V152ZM81 151H83V152H81ZM177 151V152H176ZM184 151V152H183ZM207 151V152H206ZM223 151V152H222ZM241 153H240V152ZM261 151V152H260ZM7 152V153H6ZM10 152V153H9ZM52 152H54V154L52 153ZM64 152H66V153H64ZM76 152H78V153H76ZM81 152V153H80ZM85 152V153H84ZM87 152V153H86ZM99 152V153H98ZM135 152V151H134ZM173 152V153H172ZM186 152V153H185ZM206 152V153H205ZM211 152V154H209ZM216 152V153H215ZM225 152V153H224ZM231 152V153H230ZM239 152V153H238ZM257 152H258V155H257ZM12 153V154H11ZM14 153V154H13ZM27 153H29V155H30V157L29 156H27L28 154ZM36 153H39L38 155H39V157H37V154ZM42 153H43V155L45 156H43L42 155ZM50 153H52V154H50ZM61 155H60V154ZM65 155H64V154ZM92 153V154H91ZM118 153V154H117ZM175 153V154H174ZM181 153V154H180ZM199 153V154H198ZM215 155H214V154ZM227 153V154H226ZM243 153V154H242ZM244 153L246 154V155H251L249 158H252V162H251V159H248V156H244ZM253 153V154H252ZM256 153V154H255ZM261 153H263V154H261ZM33 154V155H32ZM69 154H70V156H69ZM84 154V155H83ZM86 154V155H85ZM96 154L97 155H100L101 154V152L98 150V151H96ZM177 154L179 155V157L177 156ZM182 154H184L183 156H182ZM229 154V155H228ZM232 154H233V156H232ZM261 154V155H260ZM4 155H6V158H5V156ZM25 155V156H24ZM56 155V156H55ZM62 155H64V156H62ZM76 157V158H80L81 157V159L86 163V162H90L91 163V170H89V169H87L88 170V172L87 171H81L82 170V167L81 166H76L75 168H78V169H80V170H78L79 171V174L80 173H82L81 175H79L78 173H76L74 176H73V174L71 173V174H65V173H67V170H66V168H64L62 165H59L60 163H59V160H57V158H59V157H63V158H65V159H71V158H75L74 156ZM176 155V156H175ZM188 155H193V156H195V157H193L192 158V160H191V158L188 156ZM201 155V156H200ZM204 155V156H203ZM213 155V156H212ZM217 155V156H216ZM221 155H223V156H221ZM224 155L226 156V157H224ZM260 155V156H259ZM9 156V157H8ZM27 156V157H26ZM36 156V158H34ZM40 156H43V157H40ZM51 156H53V158H49V160H48V158L47 157H51ZM55 156V157H54ZM182 156V158H180ZM212 156V157H211ZM219 156H221V158H222V161H223V159H224V161L223 162H221V158L219 159ZM236 156V157H235ZM239 156V157H238ZM242 156H244V157H242ZM253 156V157H252ZM22 157H25V158H22ZM32 157V158H31ZM131 157V160L129 159ZM185 157V159H183ZM189 158V160H188V158ZM203 157V158H202ZM216 157V158H215ZM224 157V158H223ZM235 157V158H234ZM260 157V158H259ZM27 158V159H26ZM30 158V159H29ZM85 158V159H84ZM111 158H113V157H111ZM180 158V159H179ZM200 158L202 159V163L200 164L199 163V160H200ZM237 158V159H236ZM244 158V159H243ZM257 158V159H256ZM10 159V160H9ZM31 159H32V161H31ZM194 159V160H193ZM209 159H212L211 161H209ZM229 159H230V161H229ZM243 159V160H242ZM256 159V160H255ZM259 159V160H258ZM9 160V161H8ZM129 160V161H128ZM186 160V161H185ZM219 160V161H218ZM236 160V161H235ZM247 160H249V161H247ZM262 160V161H261ZM28 161V163H26ZM131 161V162H130ZM179 161V162H178ZM190 161V162H189ZM192 161H193V163H192ZM195 161V162H194ZM234 161V162H233ZM239 161V162H238ZM257 161V162H256ZM259 161V162H258ZM21 162V164H19ZM25 164H24V163ZM42 162V163H41ZM116 162V161H115ZM185 163L184 165H183V163ZM199 163V165H198V163ZM218 162H219V164L220 165H218ZM225 162V163H224ZM234 163V166L232 167V168H230V167H228V164L229 163ZM237 162H238V164H237ZM246 162V163H245ZM255 162V163H254ZM17 163H18V165H17ZM35 163H38V164H35ZM48 163H50V164H48ZM90 163H88V165H90ZM118 162H116V166H118V164H117ZM176 163L178 164L177 166H176ZM197 163V164H196ZM210 163V164H209ZM212 163H215L216 165H212ZM252 163V164H251ZM255 165H254V164ZM263 163V164H262ZM10 164V165H9ZM14 165V167L16 168V170L14 169V167H13V165ZM23 164H24V166H23ZM51 164H54L53 166H51ZM98 164H100V165H98ZM180 164H182V165H180ZM188 166H187V165ZM193 164V165H192ZM226 164V165H225ZM5 165V166H4ZM21 165V166H20ZM30 165V166H29ZM47 165V166H46ZM50 167H49V166ZM103 165H105V164H103ZM196 165V166H195ZM251 165V166H250ZM26 166L28 167V170L26 169ZM55 166H57L56 167V169H54V172H53V170H49V171H47V169L49 168V169H51V167H55ZM63 168H62V167ZM105 166H109V162L107 161V163H106V165ZM176 166V167H175ZM181 166V167H180ZM184 166V167H183ZM218 166V167H217ZM219 166H221V168L219 167ZM241 166H242V168H241ZM5 167V168H4ZM23 167H24V170H23ZM31 167V168H30ZM33 167H38L37 169L36 168H33ZM177 167H178V170H176L177 169ZM180 167V168H179ZM197 167H199V168H197ZM207 167V168H206ZM223 167V168H222ZM249 167H251V168H249ZM253 167V168H252ZM3 168H4V170H3ZM52 168V169H53ZM176 168V169H175ZM193 168V169H192ZM196 168V169H195ZM200 168H201V170L203 171V172H201V170H200ZM206 168V169H205ZM211 168V169H210ZM228 168H230V171H228L229 169ZM236 168H238L239 170H237ZM244 168V169H243ZM255 168H256V170H255ZM31 169H33V170H35V171H32ZM63 169V170H62ZM94 169V170H93ZM186 169V170H185ZM191 169H192V171H191ZM210 169V170H209ZM235 170L234 172H233V170ZM248 169V170H247ZM5 170H7V172L5 171ZM22 170V171H21ZM25 170H27V172H25ZM31 170V171H30ZM214 170H216V171H214ZM245 170V171H244ZM249 170H251L250 172H249ZM262 170H263V173H262ZM17 171V172H16ZM39 171V172H38ZM42 171H44V172H42ZM63 171V172H62ZM90 171V172H89ZM92 171V172H91ZM121 171V172H120ZM178 171V172H177ZM195 171V173H197V174H194V173H192V172H194ZM214 171V172H213ZM223 171V172H222ZM225 171V172H224ZM237 171H239V172H237ZM247 171V173H245ZM255 173H254V172ZM3 172V173H2ZM23 174H22V173ZM28 172H30V173H28ZM31 172H32V175H31ZM46 172V173H45ZM85 172H86V174H85ZM199 172H201L200 174H199ZM209 172V173H208ZM221 172V173H220ZM17 173V174H16ZM25 173V174H24ZM40 173V174H39ZM108 173V174H107ZM170 173V174H169ZM177 173V174H176ZM185 173V175H186V177L190 180L189 182L188 181H185L187 178L185 177V176H183V174ZM203 173H204V175H203ZM211 173V176L209 175ZM221 174V175H219L218 177H217V175L218 174ZM230 173V174H229ZM233 173H235V174H233ZM238 173V174H237ZM10 174H14V175H11L12 176V179L10 178L11 176H10ZM20 176H19V175ZM31 176H30V175ZM39 174V175H38ZM61 174V175H60ZM63 174V175H62ZM173 174V175H172ZM175 174H176V176H175ZM194 174V175H193ZM203 176H205V177H203ZM256 174V175H255ZM261 174V175H260ZM2 175V176H1ZM10 177H9V176ZM19 176V178L18 177H16V176ZM167 175V176H166ZM178 175V176H177ZM181 176V178H180V176ZM198 176V178L197 179H195L197 176ZM208 175H209V178H211V180L213 179V182H211V180L208 178ZM213 175H215V176H213ZM228 175V176H227ZM245 175V176H244ZM251 175H252V177H251ZM254 175V176H253ZM9 178H8V177ZM40 176V177H39ZM42 176V177H41ZM58 177V179H57V177ZM78 176H79V178H78ZM169 176V177H168ZM196 176V177H195ZM199 176H201L200 178H199ZM249 177V178H247V177ZM260 176V177H259ZM262 176V177H261ZM5 177V178H4ZM8 179H7V178ZM39 177V178H38ZM47 177H49L48 179H47ZM76 177V178H75ZM92 177H93V179H92ZM168 177V178H167ZM171 177V178H170ZM175 177H179V179H177V178H175ZM183 177V178H182ZM190 177V178H189ZM229 177V178H228ZM232 177V178H231ZM5 180H4V179ZM40 178H42L41 180H42V182H41V180H40ZM72 178V179H71ZM88 179V181L90 182H93L91 185L93 186H88L83 180L84 179ZM139 178V179H138ZM174 178H175V180H174ZM185 178V179H184ZM193 178V179H192ZM205 178H207V179H209V180H207V179H205ZM7 179V180H6ZM19 179V180H18ZM38 179V180H37ZM45 179V180H44ZM53 179V180H52ZM73 181H71V180ZM79 179V180H78ZM121 180V181H119V180ZM132 179V180H131ZM140 182V181H143V183H144V185H142L143 183L141 182L140 184L142 185V188H141V185L137 182V180ZM143 179V180H142ZM156 179V180H155ZM166 179V180H165ZM184 180V181H180V180ZM187 179V180H188ZM195 179V180H194ZM202 179H204V180H202ZM229 179V180H228ZM231 179V180H230ZM245 179V180H244ZM75 180V181H74ZM80 180H81V182H80ZM131 180V181H130ZM194 180V181H193ZM207 180V181H206ZM251 180V181H250ZM1 181H2V183L5 185L6 183H7V181L8 182H11L10 184L9 183H7V184H9V185H7V186H9V188L5 185H3L2 183H1ZM6 181V182H5ZM33 181V182H32ZM36 183H35V182ZM49 181H51V182H49ZM71 181V182H70ZM79 181V182H78ZM134 181H135V183H134ZM155 181V182H154ZM157 181V182H156ZM204 181V182H203ZM245 181H247V182H245ZM40 182V183H39ZM54 182H55V184H54ZM115 182V183H114ZM163 182V183H162ZM170 182V183H169ZM173 182H175V184L177 183L178 185H173L172 183ZM179 182V183H178ZM180 182H181V184H180ZM184 182H186L187 184L189 183V185H187L186 186V183H184ZM243 183V184H240V183ZM29 183H30V185H29ZM34 183V187H35V189L36 190H40L39 192H36L37 194H43V196H42V194L40 195L41 196V199H42V197H47V198H49V203H46V200L43 202V200H41V199H39V201L40 202H38V200H35V202H33L34 203V205H36L37 207H35L34 209H33V207H29V199H27V198H29V196H31L30 194H29V192H30V190L31 189H33V187L31 188V184H33ZM39 183V184H38ZM41 183H43V184H41ZM79 183V184H78ZM81 183H84V184H82L83 185V187H80V186H82L81 185ZM134 183V184H133ZM150 183V184H149ZM152 183H154L155 185H153ZM162 183V184H161ZM168 183V184H167ZM183 183H184V185H183ZM203 183H206V184H203ZM231 183V184H230ZM238 183V184H237ZM245 183V184H244ZM250 185L249 186V188L247 187V185L248 184ZM38 184V185H37ZM45 184H46V186H45ZM65 184V185H64ZM70 184L72 185V188L70 187ZM76 184V186L74 187V185ZM79 186H78V185ZM96 184V185H95ZM97 184H98V186H100L99 188H101V190L100 189H98V186H97ZM136 184H138L139 186L138 187H140V189L139 188H137V186H135ZM161 184V185H160ZM163 184H164V186L165 187H168L169 185V187L168 188H165L164 189V186H163ZM181 186H180V185ZM191 184V185H190ZM192 184H194V185H192ZM203 184V185H202ZM213 184V185H212ZM230 184V185H229ZM15 185V186H14ZM40 185H42V186H40ZM60 185H62V186H60ZM172 185V186H171ZM242 185V186H241ZM19 186V187H18ZM38 186V187H37ZM60 186V187H59ZM86 186V187H85ZM163 186V187H162ZM183 186V187H182ZM184 186H185V188H186V190H185V188H184ZM234 186V187H233ZM240 186V187H239ZM259 186V187H258ZM7 187V188H6ZM13 187V188H12ZM45 188V190H43L44 188ZM85 187V188H84ZM96 187H97V190H96ZM127 187V188H126ZM130 187H132V188H130ZM147 187H148V189H147ZM171 187V188H170ZM178 187H180V188H178ZM190 187L192 188V189H190ZM237 187V188H236ZM242 187V188H241ZM5 188V189H4ZM12 188V190H10ZM19 188H21V189H19ZM26 188V189H25ZM47 188V189H46ZM59 188V190H57ZM75 188V189H74ZM81 188V189H80ZM83 188V189H82ZM93 189V190H91V189ZM103 188H106L105 190L103 189ZM112 188V189H113ZM174 188V189H173ZM184 188V189H183ZM9 189V190H8ZM17 189H19V190H17ZM22 189H24V190H22ZM68 191H67V190ZM79 189H80V191H79ZM89 190V192H88V190ZM109 189V190H108ZM113 189V190H114ZM125 189H127V190H125ZM129 189V190H128ZM139 189V190H138ZM155 189H156V192H155ZM166 189H167V191H166ZM172 189V190H171ZM179 189V190H178ZM182 189V190H181ZM189 189V190H188ZM218 189V190H217ZM234 191H233V190ZM239 189V190H238ZM248 189H250V191H251V194H252V198H254V199H247V197H246V192L248 191ZM13 190H15L14 192L15 193H13ZM22 190V191H21ZM29 190V192L27 193V191ZM49 192V190H50V192L51 193H49L48 194V192ZM63 190V191H62ZM87 193V195H86V193H84V191ZM121 190H124V191H121ZM141 190V191H140ZM170 190V191H169ZM174 190H175V193H174ZM192 191V193H191V191ZM195 190V191H194ZM199 190V191H198ZM236 190H238V191H241L240 193H241V195H240V193L237 191L236 192ZM18 191V192H17ZM55 191V192H54ZM57 191V192H56ZM60 191L62 192V193H60ZM69 192V193H66V192ZM107 191V192H106ZM146 191V192H145ZM149 191V192H148ZM172 191V192H171ZM181 191V192H180ZM197 191V192H196ZM19 192H20V195H19ZM22 192V193H21ZM26 192V193H25ZM41 192V193H40ZM64 192V193H63ZM84 193V194H82V193ZM92 194H91V193ZM100 192V193H99ZM104 192H106V194L104 193ZM129 192V193H128ZM133 192H137V193H139V195H140V198L141 199H143V196H144V199L146 198V199H155V200H157L158 198H159V196H160V199H158L157 201L159 202V205L158 206H155V209L157 210L155 213H152L153 214V216L152 217H155V218H152V217H149V214H150V212L148 213L147 212V210H149V209H151V208H153L152 206H150V207H146V205H144L143 207H145V208H142L141 207V214L139 213V215H140V219L142 218V220H139V216H135V217H133V216H131V214L129 213L130 211H129V209L130 210H132V207H131V202L130 201H132L131 199V196H130V194L131 193H133ZM169 192V193H168ZM179 192V193H178ZM199 192V193H198ZM236 192V193H235ZM3 193V194H2ZM46 193V194H45ZM94 193H98V194H94ZM143 193V194H142ZM172 194V195H175V196H177V195H179L178 197H180V200L182 201V202H184L185 203V206H189L190 208H191V211H192V213H190V215H189V217L185 220L182 216H181V210H178V212H180V214L178 215V216H174L173 218L171 217L170 219H171V223H172V225L173 226H178V222H179V226H181V228H179L178 229V231H174V232H170L169 233V231L167 230V229H170V228H168V225H165V220H160L159 218H161V216H162V214H163V210H164V208L163 207H160V206H162L163 204H164V201H165V203L167 202V199H168V194ZM174 193V194H173ZM177 193V194H176ZM234 193H235V195H234ZM238 193V194H237ZM254 193H256V194H254ZM260 193H261V195H260ZM26 194H28V195H26ZM36 194V195H37ZM50 194H53V196H61V197H63L62 198V202H60V204L62 205L63 204V202H64V200L66 201V202H70L69 203V208L70 209H67V212H65V215H67V216H70L71 218L70 219H72L73 217L75 218V217H77V216H90L88 219L91 221L92 220V222H94V224L93 225H95L94 227L95 228H97L98 230L99 229H103L104 228V231L102 232V235H100V236H102V237H100V236H98V238L95 240V241H93V242H88V240H86V239H81V240H79V241H77V240H73V242H72V240H70L71 238H72V236L70 235V234H66V233H70L71 231L69 230L70 229V227L66 224V223H61V221H57V222H53L52 223V220L51 219H53L54 217H50V212H54L57 216L59 215L60 216V218H63L62 217V212H61V209L59 208V210H58V208H57V204H56V202L57 201H54V199H53V196L52 195H50ZM69 194V195H68ZM104 194L106 195L105 196V198L104 197H102V195L104 196ZM128 194V195H127ZM182 194H183V196H185L184 194H186V196L188 197V198H186L185 199V197L184 198H182L183 196H182ZM192 194H194V195H192ZM202 196H201V195ZM254 194V195H253ZM12 195V196H11ZM15 197H14V196ZM22 195H24V196H22ZM48 195H49V197H48ZM79 195H80V197H79ZM89 195H91L90 197H91V199H92V201L93 202H91L90 200V197H88ZM97 195H100V196H98V197H96ZM125 195V196H124ZM196 195H198V197L196 196ZM257 195V196H256ZM258 195H259V198H258ZM3 196H4V198H3ZM16 196H18L19 197V199L21 198H23V200L22 201H20L19 199H18V197L16 198ZM81 196H82V198H81ZM84 196V197H83ZM128 196H129V198H128ZM164 196V197H163ZM190 196V197H189ZM239 196V197H238ZM243 196V197H242ZM262 196V197H261ZM6 197H8V198H6ZM25 197H27V198H25ZM36 197V196H35ZM71 197V198H70ZM75 197V198H74ZM149 197V198H148ZM158 197V198H157ZM161 197H163V198H161ZM233 197V198H232ZM240 197H241V199H240ZM2 198V199H1ZM10 198V199H9ZM17 200H16V199ZM25 198V199H24ZM34 198V197H33ZM44 198V199H45ZM97 198V199H96ZM165 198H167V199H165ZM195 200H194V199ZM197 198H199V200L200 199H202L201 200V202L198 200V202H200V203H198V202H196L197 200ZM245 198V199H244ZM7 201H6V200ZM31 199V198H30ZM74 199V200H73ZM78 199V200H77ZM88 200L87 201V203H88V206L87 205H84V206H82V205H80V203H81V200ZM99 199V200H98ZM171 199H173V198H171ZM170 199V200H171ZM190 200V202H189V200ZM233 201H232V200ZM257 199V200H256ZM9 200V201H8ZM16 200V201H15ZM70 200V201H69ZM94 200H96V201H94ZM98 200V201H97ZM117 200H121V201H123V207L121 208V209H119L120 211L121 210H123V213H121L119 210H115L116 209V207L114 208V202H116ZM129 200V201H128ZM194 200V201H193ZM248 200V201H247ZM260 200V201H259ZM13 201H14V203H13ZM18 201V202H17ZM28 201V202H27ZM75 201V202H74ZM124 201H126L127 202V205L128 206H130L129 207V209H128V207H126L127 208V210H126V208L125 209H123L124 207H125V205H126V203L124 202ZM193 201V202H192ZM245 201V202H244ZM249 201H250V203H249ZM16 202L18 203V204H16ZM97 202V203H96ZM130 202V203H129ZM217 202V203H216ZM236 202V203H235ZM242 202H243V204H242ZM252 202V203H251ZM12 203V204H11ZM39 203V204H38ZM241 203V205H239ZM4 204H5V206H4ZM20 204V205H19ZM49 204H50V207H49ZM54 206H53V205ZM78 204H79V206H78ZM112 204V205H111ZM201 204V205H200ZM253 204V205H252ZM8 205V206H7ZM18 205V209L16 208V206ZM39 205H41L42 206V208H41V206H39ZM164 205H166V204H164ZM193 205V206H192ZM200 205V206H199ZM248 207H247V206ZM251 205V206H250ZM7 206V207H6ZM52 206H53V208H52ZM182 206L183 205H181V204H179V206H178V209H182ZM6 207V208H5ZM15 207V208H14ZM21 207H24V208H21ZM27 207H29V208H27ZM45 207V208H44ZM82 207V208H81ZM90 207V208H89ZM245 207V208H244ZM247 207V208H246ZM15 209V210H12V209ZM41 208V209H40ZM45 210H44V209ZM48 208H49V210H48ZM55 208V210H51V209H54ZM109 208V209H108ZM4 209V210H3ZM9 209V210H8ZM21 209H24V210H21ZM28 209V210H27ZM57 209V210H56ZM133 209H135V207L133 208ZM160 209H161V211H163V212H161L160 211ZM194 211H193V210ZM240 209V211L241 212H239L240 214H238V212H237V210H239ZM14 211V212H12V211ZM26 210V211H25ZM35 210V211H34ZM42 212H41V211ZM44 210V211H43ZM83 210V211H82ZM85 210V211H84ZM97 210V211H96ZM108 210V211H107ZM111 210V211H110ZM113 210V211H112ZM115 210V211H114ZM127 213H129L128 215L127 214H125L126 212ZM159 210V211H158ZM246 210V211H245ZM249 210V211H248ZM251 210V211H250ZM5 211H7V213H5ZM11 211V212H10ZM19 211H21V212H19ZM56 211V212H55ZM60 211V212H59ZM196 211V212H195ZM18 212L20 213V214H18ZM23 212V213H22ZM29 212V213H28ZM39 212V213H38ZM72 212H73V214H72ZM90 212V213H89ZM119 212V213H118ZM244 212V213H243ZM246 212V213H245ZM248 212V213H247ZM251 212V213H250ZM14 213H17V215L18 216H22L21 218L19 217L18 219H17V221L18 222H15L16 221V214H14ZM34 213V214H33ZM47 213V214H46ZM68 213V214H67ZM75 213V214H74ZM194 213V214H193ZM243 213V214H242ZM14 214V215H13ZM36 214V215H35ZM69 214H72V215H69ZM84 214H87V215H84ZM117 214H119V215H117ZM251 216H250V215ZM41 215H42V217H41ZM44 215V216H43ZM45 215H47L46 216V218H45ZM117 215V216H116ZM122 215V216H121ZM177 215V214H176ZM212 215V216H211ZM246 217H245V216ZM253 215V216H252ZM11 218H10V217ZM58 216V217H59ZM119 216V217H118ZM159 216V217H158ZM181 217V219L182 220H180L179 219V221H176V219L177 218H180ZM190 216H192V217H190ZM224 216H225V218H224ZM242 216V217H241ZM4 217V218H3ZM12 217H14V218H12ZM45 218V220L46 219H48V220H44V218ZM48 217V218H47ZM114 217V218H113ZM116 217V218H115ZM123 217V218H122ZM127 217H131L130 219L133 221V224L131 223V226H130V228H129V232L130 233H132V234H130V233H124L123 231H122V225H120L119 226V224H118V222H120V221H123L122 223L124 224V221L125 220H123L124 218H127ZM136 217H137V221L135 222V220H136ZM147 217L149 218V219H152V220H154V222H148V220H146L147 219ZM231 217H233V218H231ZM248 217V218H247ZM94 218V219H93ZM96 218V219H95ZM111 218V219H110ZM113 218V219H112ZM118 218V219H117ZM135 220H134V219ZM238 219L237 221H236V219ZM242 218V219H241ZM5 219H6V221H5ZM15 221H14V220ZM37 219V220H36ZM156 219V220H155ZM173 219V220H172ZM195 219H199V220H197V221H195ZM251 219V220H250ZM114 220H117L116 222H114ZM120 220V221H119ZM139 220V221H138ZM145 220H146V223H145ZM159 220V221H158ZM184 220H185V222H184ZM191 220V221H190ZM201 220V221H200ZM204 220H207V221H204ZM242 220V221H241ZM244 220L245 221H247V222H244ZM251 222H250V221ZM10 221V222H9ZM45 221V222H44ZM95 221H96V223H95ZM112 223H111V222ZM143 221V222H142ZM169 221V220H168ZM181 221V222H180ZM183 221V222H182ZM236 221V222H235ZM241 221V223H239ZM15 222V224H13ZM42 224H41V223ZM107 222V223H106ZM140 224H139V223ZM142 222V223H141ZM187 222V223H186ZM195 224H194V223ZM196 222H198V225L199 224H201V225H199V226H197V223ZM210 222V223H209ZM11 225H10V224ZM41 225H40V224ZM50 223V224H49ZM113 223H115L114 225H113ZM121 223V224H122ZM149 223V224H148ZM211 223H212V225H211ZM236 223V224H235ZM250 223H252V225L250 224ZM39 224V225H38ZM43 224H44V226H43ZM47 224H49L48 226H47ZM54 224H55V226H54ZM56 224H59L58 226H56ZM100 224V225H99ZM110 224H111V227H109L110 226ZM137 224H139V225H137ZM145 224V225H144ZM155 225V227L154 226H151V225ZM181 224V225H180ZM207 224V225H206ZM241 224H244V225H240ZM245 224H249V225H251V227L249 226V225H245ZM8 225V226H7ZM28 225V226H27ZM64 225V226H63ZM85 225V226H84ZM105 225H107V227H106V229H105ZM133 225V226H132ZM183 225V226H182ZM210 225H211V229L210 230H208V228L210 227ZM254 225V226H253ZM4 226V227H3ZM88 226V227H87ZM112 226H114V227H112ZM118 226H119V228H118ZM207 228H206V227ZM38 227V228H37ZM46 229H45V228ZM66 227V228H65ZM135 227V228H134ZM138 227H140L141 229H143V230H138L139 228ZM152 227V228H151ZM166 227H167V229H166ZM239 227V228H238ZM242 227V228H241ZM246 227H248V228H246ZM254 227V228H253ZM6 230H4V229ZM10 228V229H9ZM33 228V229H32ZM41 228V229H40ZM44 228V229H43ZM50 228H52L51 230H52V233H54L53 234V236L54 237H58L57 239H55L53 242H49L48 244H47V247H44V245H46L45 244V242H46V238H47V236H48V234H49V231H50ZM53 228H54V232H53ZM68 228V229H67ZM77 228H78V231L80 232V233H84V232H87V233H91V232H93V230L95 229H93V228H91V226H90V224L88 225L87 223H84L83 224V226L81 225V226H77ZM90 229L89 231H87V229ZM109 228L111 229V230H113L114 232H115V234H113V236L112 237H110V239L108 240L107 239V236H106V234H105V231L106 230H109ZM134 228V230H132V229ZM186 228H188V229H186ZM17 229H19V230H17ZM26 229V230H25ZM37 229V230H36ZM43 229V230H42ZM56 229V230H55ZM62 229V230H61ZM66 229V230H65ZM214 229V230H213ZM239 229V230H238ZM242 229V230H241ZM245 229V230H244ZM7 230H9V232H10V230H11V232L9 233ZM28 230H31V233L32 234H30V236L29 235H27V237H26V232L28 231ZM60 230V231H59ZM70 232H69V231ZM83 230V231H82ZM121 230V231H120ZM14 231H16V232H18V233H16V232H14ZM41 231V232H40ZM45 231V232H44ZM65 231H66V233H65ZM68 231V232H67ZM123 232L122 234L120 233L119 234V232ZM139 231V232H138ZM158 231V232H157ZM182 231V232H181ZM189 231V232H188ZM203 231V232H202ZM207 231H209V234H210V236H208L207 234H205V232H207ZM250 231V232H249ZM137 232V233H136ZM177 232V233H176ZM198 232V234H196ZM242 232V233H241ZM245 232V233H244ZM249 232V233H248ZM2 233V234H1ZM7 233L9 234V236L7 235ZM37 233V234H36ZM63 233H65L66 235H64ZM139 233V234H138ZM153 233V234H152ZM177 235H176V234ZM239 234V236H238V234ZM3 234H5L4 236H3ZM11 234V235H10ZM20 234V235H19ZM39 234V235H38ZM43 234V235H42ZM124 234V235H123ZM129 234V235H128ZM136 234H138V235H136ZM174 235V237H173V235ZM186 234V235H185ZM203 234V235H202ZM42 235V236H41ZM111 235H112V233H111ZM121 235H123V236H121ZM149 235V236H148ZM23 236H25V238L23 237ZM41 236V237H40ZM121 236V237H120ZM182 236H185L184 238L182 237ZM199 236V237H198ZM6 237V238H5ZM65 237H66V240L68 241H66L65 240ZM115 237V238H114ZM116 237H117V239H116ZM168 237V238H167ZM173 237V238H172ZM175 237H177V238H179V239H177V238H175ZM189 237H193V238H191V240H189ZM2 238H3V240H2ZM5 238V239H4ZM153 238V239H152ZM170 238H172V239H170ZM182 238V239H181ZM195 238H197V239H195ZM203 238V239H202ZM210 238V239H209ZM22 239V240H21ZM101 239V240H100ZM121 239V240H120ZM170 239V240H169ZM176 239V240H175ZM187 239V240H186ZM202 239V240H201ZM208 239V240H207ZM215 239V240H214ZM25 240H27V242H35L34 244V247H33V249L31 250V253L30 252H28V253H30L29 254V256H28V253H26V250H25V246L22 244V242L23 241H25ZM31 240V241H30ZM106 240H108V241H106ZM202 242L203 240V244L205 245H202L201 244V242ZM206 240H207V242L208 243H206ZM3 241V243H1ZM20 241V242H19ZM103 241H106V243H104V244H102V242ZM110 241V242H109ZM176 241V242H175ZM177 241H178V244H180L181 242H182V248H183V250H186L185 252L184 251H182L181 249H179L178 250V246H177V248H175L174 249V246L176 247V245H177ZM213 241V242H212ZM9 244H8V243ZM98 244H97V243ZM100 242H101V244H100ZM108 242H109V244H108ZM121 242V243H120ZM128 242H131V241H126V243H128ZM170 242H172V243H170ZM215 242V243H214ZM11 243V244H10ZM21 243V244H20ZM64 243V244H63ZM175 245H174V244ZM185 243V244H184ZM191 243H193V244H196V248H191ZM199 243H200V245H199ZM206 243V244H205ZM217 243V244H216ZM4 244V245H3ZM5 244H7L8 246H10V248H7L6 247V245ZM30 244V243H29ZM116 244V245H115ZM139 244H140V242H139ZM173 244V245H172ZM188 244H190V245H188ZM209 244H211V245H209V248H208V245ZM213 244V245H212ZM119 245V246H118ZM186 245H188V246H190V249L189 248H186ZM199 245V246H198ZM207 245V246H206ZM5 246V247H4ZM53 246V247H52ZM40 247V248H39ZM98 247H99V249H98ZM105 247V248H104ZM109 249H108V248ZM113 247V248H112ZM168 247H169V249H170V253L169 252H166V250L165 249H168ZM200 247V248H199ZM3 248H5V249H3ZM12 248V249H11ZM18 248V249H17ZM23 248H24V250H23ZM100 248H101V250H100ZM117 248V249H116ZM160 248H163L164 249V252H162V250H160ZM4 251H3V250ZM39 249V250H38ZM108 249V250H107ZM113 249V250H112ZM194 249H196V251H194ZM247 249H249L248 251H247ZM55 250V251H54ZM92 250V251H91ZM105 252V251H107V252H103V251ZM173 250V251H172ZM175 250H177L176 252H175ZM187 250H190V251H188L189 253H187ZM199 252H198V251ZM201 250V251H200ZM13 251V252H12ZM49 251V252H48ZM67 251V252H66ZM91 251V252H90ZM100 251H102V252H100ZM117 252V254H116V252ZM146 251V252H145ZM195 253H194V252ZM3 252V253H2ZM22 252H23V255H24V252H25V256H22ZM90 252V253H89ZM95 252V253H94ZM100 252V253H99ZM111 252V253H110ZM175 252V253H174ZM179 252V253H178ZM198 252V253H197ZM207 252V253H206ZM86 253V254H85ZM89 253V254H88ZM104 253V254H103ZM148 253V254H147ZM155 253H156V255H155ZM164 253V254H163ZM166 253H168V254H166ZM171 253H174V254H171ZM182 253V254H181ZM193 253H194V256L196 257L195 259H193L194 258V256H192L193 255ZM204 253V254H203ZM206 253V254H205ZM18 254H20V255H18ZM27 254V255H26ZM32 254V255H31ZM68 254V255H67ZM75 254V255H74ZM100 254V255H99ZM106 254V255H105ZM110 254V255H109ZM128 254V255H127ZM140 254H141V256H140ZM154 255V256H151V255ZM166 254V255H165ZM176 254H180L179 256H177ZM190 254V255H189ZM199 254V255H198ZM203 254V255H202ZM35 255V256H34ZM95 255V256H94ZM102 255H104V256H106V257H103ZM136 255H137V258L139 257H141L142 259H143V261H142V259L141 260H139L140 262H137L136 263ZM148 255V256H147ZM159 255V256H158ZM169 255V256H168ZM172 255H175L176 257H174V256H172ZM181 255H183V257L181 256ZM205 255V256H204ZM21 256L23 257L22 259H21ZM76 256V257H75ZM80 256V257H79ZM86 256V257H85ZM100 256V257H99ZM102 256V257H101ZM156 256V257H155ZM188 256V257H187ZM5 257V258H4ZM16 257H17V260H16ZM78 257V258H77ZM83 257H84V259H83ZM91 257V258H90ZM93 257V258H92ZM107 257H108V259H107ZM116 257V258H115ZM147 257H149V258H147ZM155 258V260H157V261H150V260H153V259H150V258ZM159 257V258H158ZM164 257H165V259H164ZM177 257H178V259H177ZM182 257V258H181ZM191 257H192V259H191ZM1 257H0V260L2 259ZM8 258H9V261H8ZM83 260H82V259ZM95 258V259H94ZM104 258V259H103ZM127 258H128V260H127ZM162 258V259H161ZM167 258H168V260H167ZM171 258V260H169ZM204 258H205V260H204ZM261 258V259H260ZM15 259V260H14ZM74 259V260H73ZM80 259H81V261H80ZM88 259V260H87ZM93 261H96V262H92V260ZM118 260V261H114V260ZM159 259H161V260H159ZM175 259H177V260H175ZM187 259H189V260H187ZM201 259V260H200ZM246 259V260H245ZM146 260H147V262H146ZM166 260V261H165ZM192 260V261H191ZM21 261V262H20ZM79 261V262H78ZM126 261V262H125ZM130 261V262H129ZM131 262V264H134V262ZM144 261H145V263H144ZM175 261H177V262H175ZM190 261V262H189ZM6 262H8V263H6ZM37 262V263H36ZM76 262V263H75ZM129 262V263H128ZM159 262V263H158ZM165 262V263H164ZM173 262V263H172ZM184 262V263H183ZM122 263V264H123ZM104 264H105V262H104ZM107 264V263H106Z\"/></svg>", "mask_w": 264, "mask_h": 264}, {"label": "bare ground", "instance_id": "obj_2", "mask_svg": "<svg viewBox=\"0 0 264 264\" xmlns=\"http://www.w3.org/2000/svg\"><path fill=\"white\" fill-rule=\"evenodd\" d=\"M1 1V0H0ZM17 1V0H16ZM22 1V0H21ZM35 1V0H34ZM42 1V0H41ZM50 1V3L48 2V10L49 11H55V10H57V9H64V7L63 8H61V6H62V4H63V1H65V0H49ZM72 1V2H71ZM98 1V0H97ZM103 1V0H102ZM102 1H98L100 4H98V5H100L98 8H97V10L100 8V7H103L104 5H102V4H104V2H105V4L107 5L108 3H106V0H104V2L103 3H101ZM112 1V0H111ZM119 1V3L121 2V6H122V8H120V9H112L110 12H109V16H107L106 18H105V20L106 19H111V21L113 20H115V18H113L112 19V17H116V19H117V21L119 22V20H118V18L119 17H121V19L123 20V18H122V16L124 17L127 13H128V10H129V7H126V6H129V5H127V4H125V3H123V1L122 0H118ZM155 1V3L156 2H158V1H156V0H154ZM239 1V0H238ZM241 1V0H240ZM249 1V4H250V6H248V8H245V9H243V10H245L246 12H244L245 14H248L249 13V15L250 16H252V17H250L251 18V24H249L248 22V24H244L243 22H240V17L239 18H236L235 20H237V21H235L234 23H230V26H229V29H231V30H236L237 32H238V34H239V36L241 37L240 38V40L238 41V42H235V39L237 38V36H235L231 41H229V43L228 44H224V38H225V36L227 35V34H231L229 31H227V23L228 22H226V26H225V28H219L218 29V31L216 30V36L217 37H215V38H218V40H217V42L218 43H214L212 40V42H210V36H206V40L204 41V42H200L199 43V47H198V49H196V52H197V55H202V57H203V59H210V57H212V56H214V62H215V65L213 66V68H212V72L214 73L213 75H215V77L216 78H218L219 80L221 79V76H224V79H226V81L225 82H223V83H220L219 85H218V88H216V89H218V90H213L214 89V87H215V85H216V83H215V85H214V87H211V88H206L207 90V95L205 96V95H202V96H205L206 98L204 99L203 97V100L202 101H196V99L198 98V97H196L197 95H194V101H195V103H194V101H193V103H194V107H192V109L190 108H183L182 107V101H183V99L184 98H182L181 99V101H179L178 103H176L174 106H170L171 104L169 103H167L168 105H165L163 102H165L166 101V98L165 97H167V98H169V100L174 96L173 94V92H168V88L169 89H171L172 87L174 88V86H177L179 83H177L176 84V82H178L179 80H181L182 79V77L183 76H180L179 75V79H177L176 77H172L171 76V74L169 75V78H166V79H164V78H162V79H164V80H162V83H160L161 85V88L159 87V92H153L152 91V93H151V95L150 96H152V100L153 101H151V103H148L146 106H141L142 108H143V110L141 109V110H139V112H138V114H137V116L136 115H134L133 114V111H131L132 110V105H133V103H135L136 105H140V103H143V104H146V102H144L143 101V94L142 93H140V92H138L140 89V87H143V88H145V85L144 84H146V83H148V82H146L147 81V79H145V80H143L141 77H143V76H141V75H138V73H139V70H138V72H136L137 70L136 69H134V71H133V66L130 64V63H128V64H130V65H128V66H130V68H131V66L133 67L132 68V72H134V73H137V75H134V79H130L129 77L127 78V76H133V75H131V73H129L130 71H129V69L130 68H128V70L127 69H125L126 71H129L128 73H129V75L127 74V75H121L120 73H122V72H120L119 71V69L115 72L114 71V69H113V71L112 70H110V71H108V69H107V71H108V73L107 72H105V74H109L110 73V75H107V76H109L108 77V79H109V81L107 80V78H106V80H103L104 79V77L106 76H100L99 75V73L98 74H93V73H90V72H92V71H89V73L88 74H85V73H82V71H83V69H82V71H80V72H78V74H76L75 72V74H73V72H71V70H70V68H67L66 70L67 71H69L70 72V75H68V77H66V80H67V82H74L75 83V81H81V82H83V89L81 90V92H80V94L79 95H82V100H83V102L86 104V103H89V100L90 99H92V98H94V100H93V104H94V106L95 105H101V103L103 104H105V99H106V97L107 96H105V95H108L109 93H108V91H110L111 92V94L110 95H112V101H114L113 103H114V105H115V107H114V105H108L109 106V108L111 109V111H112V109L114 110V109H116L117 111H119V110H121V113H122V116H121V118H125L123 121H126V124H124L123 125V123H121V120H116L115 118H114V123L113 122H111L112 121V117H110L109 115L112 113L111 111H108L109 112V114L108 113H106V114H108V117H110V118H108V117H106L105 116V118H108V121H104V119H102V118H100V119H98L99 117H98V115L96 114V115H94V116H92L91 117V114L93 115V114H95V113H92V111L90 112V115L88 114V115H85L86 117H82L81 116V114H79L78 112L79 111H75V109L74 110H67V106H65V107H63V110H61V112H60V114H59V112L57 111V113L56 114H59L60 115V117H61V119H63L62 120V122H58L60 125H61V123H63V124H66L65 126H62V127H64L65 128V132H64V134L61 136V140H62V144H63V146L65 147V146H67V147H69L70 146V144H74V145H78L79 146V148L81 147V149L83 150V151H86V149L88 150L89 148H91V147H93V148H95V150L96 151H100L101 152V154L100 155H97L96 154V151H94V149L92 150V152L95 154L94 156H96V158H98V157H101V158H103L104 159V162L103 161H101V166H99L98 168H97V171L95 170V178H94V181L95 182H97V183H100L101 185H103V187L104 186H108V185H110L107 181H108V177H110L111 178V176H113L114 174H116L115 173V171L117 170V169H120L121 168V171L123 170V175L126 173V175H125V179L129 176L128 175V173H129V167L130 166H128L126 163H127V161H126V163H125V161H124V159L125 158H123V157H129L130 155H122V156H119V155H116V152H120V153H123V154H133V156L134 155H137L138 153H140V152H145V153H149L150 154V152L153 150V149H156V148H154V147H163V146H165L166 145V142L168 141V140H170V139H172V138H175V135H176V132H174L173 130H171V128H169L170 130L168 131V134L166 135V136H158L159 135V133L161 132V131H158V130H154L155 131V133H154V135H150L149 134V132H148V130H149V127L151 126V125H149V127H148V124L152 121V119L154 118L155 120H157V119H159V120H162V111L163 110H165L166 112H167V114L168 115H166L168 118H167V120H166V123H167V121H170V122H172V121H175V120H177V119H185V117L183 116L184 115V112H188V118L186 117V119L184 120V124L183 123H181V124H183V125H188L189 127H192V128H189L187 131H189L190 129H193L194 128V126L197 124V122L198 121H200L199 119H202L203 120V118L202 117H204V116H206V115H208V116H212L211 114H216L217 115V117L215 118L214 116H212L211 117V120L213 121L214 119H216V121L218 120V118H220L221 120H228V121H230L232 118H236V119H239L240 117L243 119V117H244V113L245 112H243L242 113V111H241V113L239 112V110H242V109H244V108H246L247 110H250V109H253V108H255V107H258L259 108V111L262 113V109H264V48L262 49H260L258 46H261V43H263V45H264V39L262 38V37H259L260 39H255L256 37H255V35H264V26H262L263 24H264V0H248ZM40 1H36L35 2V4L34 3H32L33 5L32 6H30L29 8H25V10L23 9L24 7L22 6V8L21 9H23V15L22 16H29L30 15V13H25L24 14V12L28 9V10H32V9H35L36 11L37 10H39V6H41V3H39ZM47 2V1H46ZM90 2H91V0H90ZM138 2V4H136V5H132V11L133 12H135V13H138V14H140L142 17H144L145 19H144V22L145 23H143L142 24V26L143 27H140L141 28V30H140V32H141V34L142 33H146L147 35L146 36H143V38H141V40H140V43H139V46H138V50L137 51H139V52H143V54L145 53L146 54V57H147V61H148V65H147V70L150 72L153 68H154V65L156 64V63H158V61H159V58L161 57H159V55H162V54H160L163 50H165V49H168V46L170 45V44H173L174 43V41L175 40H173L174 39V37L176 36V35H174V34H172L173 35V37H168V39H170V41L168 42V43H165V45L163 44V42L160 40L161 39V37H159V35H158V33H157V29H156V27H157V25L156 26H154V22H153V19L152 18H150V15H151V13H150V15H149V8H148V6L149 5H154V4H152V2L150 1V0H144V1H141L140 3H139V1H137ZM245 2V1H244ZM243 2V3H244ZM14 3V2H13ZM159 3V2H158ZM239 3V2H238ZM237 3V4H238ZM242 3V1H241V4H243ZM25 4V3H24ZM47 4V3H46ZM45 4V5H46ZM78 6H77V5ZM89 4V0H69L68 2H67V8L65 9V11H66V13L64 14L65 15V17H64V19L67 17L68 19H66V20H69L67 23L69 24L68 26L66 25V24H63V31L61 30V33H59L60 35H62L63 36V38L62 37H60L59 39V41L60 42H62V41H64V40H62V39H64V37H65V35H66V33H67V31H68V38H70V37H72L73 38V41H74V39L75 40H79L80 38V33L81 32H79V30L80 29H78L79 27H77L76 26V24H78L77 22H74V20H73V18H74V13L76 12H80V11H85V13L88 11V17H89V15H92L93 14V12H94V9H96V7H92V2H91V6L89 7H84V5H88ZM111 4H113L112 6H114V4L115 3H112L111 2ZM117 4V3H116ZM124 4L126 5V6H124ZM26 5V4H25ZM110 5V4H109ZM118 5V4H117ZM157 5V4H156ZM178 5H180L181 6V4H178ZM208 5V4H207ZM246 5V3L244 4V6ZM247 5H248V3H247ZM64 6H65V4H64ZM96 6V5H95ZM110 7V8H113V7ZM198 6V5H197ZM196 6V7H197ZM222 6V5H221ZM105 8L107 7V6H104ZM117 7V6H116ZM115 7V8H116ZM118 7H120L119 5H118ZM158 7V6H157ZM213 7V6H212ZM229 7V6H228ZM232 7V6H231ZM1 8V7H0ZM43 8H45V6H43ZM74 8H75V10H74ZM108 8V7H107ZM198 8V7H197ZM201 8V7H200ZM218 8H219V6H218ZM223 7H220L219 9V11L218 10H216V11H218V12H214V10H213V8H212V11H211V19L209 18V20H211V22L210 23H212V22H215L217 19H219V18H221V17H223V16H227V15H231L232 13H230L231 11H230V9H226V8H223ZM13 9V8H12ZM46 9H47V7H46ZM103 9V8H102ZM102 9H100L101 11H102ZM109 9V8H108ZM163 9V8H162ZM204 9H206L205 7H204ZM236 9V8H235ZM239 9V8H238ZM1 10V9H0ZM9 10V9H8ZM156 10H160V9H156ZM184 10H185V8H184ZM242 10V11H243ZM46 11V10H45ZM100 11V12H101ZM149 11V12H148ZM161 11V10H160ZM188 15H186L187 17L185 18V22H184V24H183V26L181 27V28H179V30L180 31H185V29H186V27H187V24H189V22H188V19L190 20L191 19V25L193 26V27H195L196 25H197V23L199 22V24L200 23H206V22H208V18H206L205 16H203L202 15V17L201 16H198V19L199 20H196L197 19V17H195V15H194V13H191L190 14V11L191 10H189L188 9ZM210 11V8H209V10H207V11H204V12H202V13H205V14H208V12ZM237 11V10H236ZM239 11H241V9L240 10H238V12ZM57 12V11H56ZM58 12H60V11H58ZM74 12V13H73ZM130 12V11H129ZM235 12V11H234ZM248 12V13H247ZM53 13V12H52ZM61 13V12H60ZM63 13V12H62ZM102 13V12H101ZM101 13L98 15V16H100L101 15ZM134 13V14H135ZM199 13V12H198ZM243 12H242V14H244ZM45 14V13H44ZM78 14V13H77ZM210 14V13H209ZM234 14V13H233ZM43 15V14H42ZM63 15V16H64ZM80 15V14H79ZM103 15V14H102ZM119 15H121V16H119ZM153 15V14H152ZM167 15V14H166ZM191 15V16H190ZM237 15H238V13H237ZM40 16V15H39ZM54 16V15H53ZM62 16V15H61ZM63 16H62V20H64L63 19ZM81 16H83V14L81 15ZM93 16V15H92ZM140 16V17H141ZM233 16V15H232ZM238 16H240V15H238ZM244 16H248V15H244ZM76 17V16H75ZM79 17V16H78ZM77 17V18H78ZM87 17V16H86ZM95 17V16H94ZM103 17V16H102ZM131 17V16H130ZM190 17V18H189ZM230 17V16H229ZM234 18L236 17V16H233ZM232 17V18H233ZM16 18H18V17H16ZM21 18V17H20ZM98 18V17H97ZM125 18V17H124ZM127 18V17H126ZM167 20L169 19L168 17H165ZM213 18V19H212ZM248 18V17H247ZM38 19V18H37ZM56 19V18H55ZM96 19V18H95ZM99 19V18H98ZM132 19V18H131ZM162 19V18H161ZM227 19V18H226ZM10 20V19H9ZM16 20V19H15ZM101 20V19H100ZM135 20V19H134ZM159 20V19H158ZM163 20V19H162ZM245 20V19H244ZM20 21V20H19ZM59 21V20H58ZM98 21V20H97ZM110 21V20H109ZM121 21V20H120ZM141 21H143V20H141ZM161 21V20H160ZM169 21V20H168ZM167 21V22H168ZM250 21V20H249ZM17 22V21H16ZM16 22H6V24H8V26H6V27H4V26H0V29L2 30V28H15L17 25H19L18 23H16ZM88 22V20H87V18H85V20H84V17H83V24L85 23L86 25H85V27L84 28H86L85 30H86V33L88 34L89 33V31H90V28L93 26H90V24H88L87 23ZM106 22V21H105ZM117 22V23H118ZM130 22H133V21H130ZM3 23V22H2ZM23 23H31L30 24V32L32 33V35L35 37V38H39L40 40H42V41H44V42H48V40L49 39H53V37L54 36H56L57 34H58V32H57V26L55 25V21L53 20V19H46V18H40V19H38V20H31V21H28V22H24L23 21ZM63 23H65V22H63ZM90 23V22H89ZM109 23H115V22H108V25H109ZM135 23V22H134ZM154 23V24H153ZM159 23V22H158ZM221 22H219V24H220ZM4 24V23H3ZM81 24V23H80ZM107 24V23H106ZM120 24H122L121 22H120ZM119 24V25H120ZM124 24V23H123ZM169 24V23H168ZM172 24V23H171ZM229 24V23H228ZM244 24V25H243ZM141 25V24H140ZM203 25V24H202ZM59 26H61V24L59 25ZM82 26H84V25H82ZM107 26V25H106ZM111 26V25H110ZM110 26H109V28H110ZM121 26V25H120ZM135 26V25H134ZM29 27V26H28ZM68 27H72V29H73V31L71 32H69V30H68ZM95 27V26H94ZM93 27V28H94ZM103 27V26H102ZM102 27H100V28H102ZM113 27H115L114 25H113ZM112 27V28H113ZM118 27V26H117ZM127 27V26H126ZM158 27H162V26H158ZM165 27V26H164ZM83 28V27H82ZM137 28V27H136ZM163 28V27H162ZM161 28V29H162ZM166 28V27H165ZM164 28V29H165ZM192 28V27H191ZM191 28H188V29H190L191 30ZM17 29V28H16ZM29 29V28H28ZM28 29H26V30H28ZM60 29V28H59ZM62 29V28H61ZM171 29V28H170ZM220 29H222V30H220ZM8 30V29H7ZM10 30V29H9ZM83 30V29H82ZM103 30V29H102ZM133 30V29H132ZM189 30V31H190ZM195 30V29H194ZM17 31H18V29H17ZM20 31V30H19ZM84 31V30H83ZM82 31V32H83ZM108 31H111L110 29H108ZM163 31V30H162ZM192 31H193V29H192ZM191 31V32H192ZM6 32V31H5ZM28 32V31H27ZM159 32V31H158ZM166 32V31H165ZM225 32V35L223 34ZM235 32V31H234ZM15 33V32H14ZM85 33V32H84ZM83 33V34H84ZM121 33H123V30H122V32ZM185 33H187V31H185ZM193 33V32H192ZM18 34V33H17ZM80 34V35H79ZM83 34H82V37L84 38H86L87 36H83ZM99 34V33H98ZM31 35V36H32ZM78 35H79V37H78ZM85 35V34H84ZM119 35H120V31H119ZM223 35V36H222ZM232 35V34H231ZM13 36V35H12ZM18 36V35H17ZM32 36V37H33ZM89 36H90V34H89ZM89 36H88V38H89ZM100 36L102 37V40H104L105 38H106V36H110V34H108V33H105V32H103V33H100ZM161 36H162V32H161ZM130 37V36H129ZM141 37V36H140ZM177 37V36H176ZM57 39H58V37H56ZM114 38H115V36H114ZM214 38V41H216V39ZM22 39V38H21ZM31 39V38H30ZM82 39V38H81ZM80 39V40H81ZM177 39V38H176ZM7 40V39H6ZM37 40V39H36ZM50 40V41H51ZM62 40V41H61ZM68 40V39H67ZM97 40V39H96ZM110 40V39H109ZM114 40V39H113ZM116 40V39H115ZM181 40V39H180ZM220 40H221V42H220ZM16 41V40H15ZM50 41H49V43H50ZM53 41V40H52ZM70 41H71V39H70ZM82 41V40H81ZM88 41V40H87ZM121 41V40H120ZM4 42H5V39H4ZM10 42V41H9ZM27 42V41H26ZM103 42V41H102ZM134 42V41H133ZM27 43H30L29 41L27 42ZM67 43V42H66ZM65 43V44H66ZM70 43V42H69ZM117 43H118V41H117ZM128 43H130V42H128ZM178 43V42H177ZM176 43V44H177ZM220 43V44H219ZM26 44V43H25ZM51 44V43H50ZM53 44H55V43H53ZM53 44L51 45V46H53ZM78 44H79V42H78ZM82 44V43H81ZM86 44V43H85ZM96 44V43H95ZM114 44H115V42H114ZM175 44V43H174ZM47 45V44H46ZM57 45V44H56ZM71 45V44H70ZM76 45H77V43H76ZM103 45H104V43L102 44V47H103ZM124 45V44H123ZM122 45V46H123ZM3 46V45H2ZM33 46V45H32ZM59 46H61V45H59ZM75 46V45H74ZM88 46V45H87ZM99 46V45H98ZM101 46V45H100ZM179 46V45H178ZM30 47H31V45H30ZM63 47V46H62ZM86 47V46H85ZM94 47H96V46H94ZM106 47H109V45L108 46H106ZM237 47V51H234V53H235V55H234V53H233V55L232 54H230L229 53V51L232 49V48H236ZM49 48V47H48ZM52 48V47H51ZM67 48V47H66ZM65 48V49H66ZM70 48H72V46L70 47ZM78 48V47H77ZM76 48V49H77ZM80 48V47H79ZM88 48V47H87ZM101 48V47H100ZM111 48V47H110ZM146 48H147V50H146ZM6 49V48H5ZM10 49V48H9ZM22 49H24V48H22ZM35 49V48H34ZM90 49V48H89ZM93 49V48H92ZM95 49H97V48H95ZM95 49H93V50H95ZM99 49V48H98ZM98 49L96 50V51H98ZM104 49H105V47H104ZM103 49V50H104ZM109 49V48H108ZM122 49V48H121ZM125 49V48H124ZM171 49V48H170ZM169 49V50H170ZM1 50V49H0ZM19 50H20V48H19ZM28 50V49H27ZM67 50V49H66ZM69 50V49H68ZM67 50V51H68ZM106 50V49H105ZM104 50V51H105ZM112 50V49H111ZM199 50V51H198ZM235 50V49H234ZM22 51V50H21ZM24 51V50H23ZM43 51V50H42ZM51 51V50H50ZM64 51V50H63ZM79 51V50H78ZM77 51V52H78ZM87 51H89V50H87ZM91 51V50H90ZM89 51V52H90ZM107 51V50H106ZM105 51V52H106ZM123 51V50H122ZM126 51H127V49H126ZM125 51V52H126ZM177 51V50H176ZM179 51V50H178ZM5 52V51H4ZM4 52L2 53V54H4ZM52 52V51H51ZM58 52V51H57ZM60 52V51H59ZM100 52H102V51H99V54H100ZM31 53V52H30ZM44 53H45V50H44ZM66 53V52H65ZM75 53L76 52H74V55H75ZM80 53H81V51H80ZM86 53V52H85ZM97 53V52H96ZM112 53H113V51H112ZM111 53V54H112ZM171 53V52H170ZM91 54V53H90ZM93 54V53H92ZM109 54V53H108ZM107 54V55H108ZM118 53H116L115 55H117ZM136 54H138L139 55V59L140 58H142V56H141V53H137L136 52ZM180 54V53H179ZM19 55V54H18ZM21 55V54H20ZM49 55H51L50 53H49ZM56 55V54H55ZM61 55V54H60ZM65 55V54H64ZM114 55V56H115ZM128 55V54H127ZM169 55H171V54H169ZM175 55V54H174ZM181 55V54H180ZM197 55H194L193 57L195 58V56H197ZM3 56V55H2ZM4 56H5V54H4ZM66 56V55H65ZM68 56V55H67ZM70 56V55H69ZM71 56H73V54L71 55ZM77 56V55H76ZM87 56V55H86ZM103 56V55H102ZM173 56V55H172ZM171 56V57H172ZM28 57V56H27ZM58 57V56H57ZM74 57V56H73ZM88 57V56H87ZM96 57V56H95ZM135 57V56H134ZM177 59H178V57L177 56H175ZM193 57H189L188 59H193ZM198 57V56H197ZM31 58H32V60L33 61H37V63L38 62H41L40 60H44V58H45V55L44 54H42V52L40 51V50H38V49H35V51H33L32 52V56H31ZM68 57H66V59H67ZM77 58H78V56H77ZM99 58V57H98ZM106 58V57H105ZM133 58V57H132ZM162 58V57H161ZM161 58H160V60H161ZM62 59V58H61ZM70 59V58H69ZM104 59V58H103ZM107 59H109V58H107ZM106 59V60H107ZM116 59V58H115ZM121 59V58H120ZM123 59V58H122ZM129 59H131V58H129ZM139 59H137V61L139 60ZM171 59V58H170ZM173 59V58H172ZM197 59H199V57L197 58ZM209 59H208V61H209ZM212 59V58H211ZM1 60V59H0ZM46 60V59H45ZM74 60V59H73ZM77 60V59H76ZM111 60V59H110ZM113 60V59H112ZM167 60V59H166ZM165 60V61H166ZM16 61V60H15ZM47 61V60H46ZM56 61V60H55ZM70 61V60H69ZM72 61V60H71ZM124 61H125V59H124ZM162 61V60H161ZM176 61V60H175ZM180 61V59L178 60V62ZM184 61V60H183ZM189 61H191V60H189ZM204 61V60H203ZM202 61V62H203ZM25 62H27V61H25ZM30 62V61H29ZM29 62H28V64H29ZM32 62V61H31ZM53 62V61H52ZM75 61H73L72 63H74ZM104 62V61H103ZM102 62V63H103ZM109 62V61H108ZM177 62V61H176ZM194 62H196V64H197V62H199L198 60L197 61H194ZM205 62V61H204ZM207 62V61H206ZM212 62V61H211ZM47 63H48V61H47ZM46 63V64H47ZM59 63V62H58ZM61 63H63V62H61ZM71 63V62H70ZM71 63V64H72ZM92 63H94V62H92ZM105 63V62H104ZM103 63V65L105 66V64ZM110 63H113V61L112 62H110ZM119 63V62H118ZM122 63H123V61H122ZM163 63H164V61H163ZM170 63V62H169ZM171 63H175L174 61H171ZM183 63V62H182ZM186 63V62H185ZM188 63H190V62H188ZM200 63H201V61H200ZM11 64H12V62H11ZM16 64V63H15ZM26 64V63H25ZM33 64V63H32ZM66 64V63H65ZM85 64H87V65H89L88 63H85ZM107 64V63H106ZM116 64V63H115ZM120 64V63H119ZM180 64V63H179ZM179 64H177L178 66H179ZM192 64H193V62H192ZM195 64V63H194ZM30 65V64H29ZM61 66H62V64H60ZM59 64H58V66H60ZM90 65H92V64H90ZM95 65V64H94ZM94 65H93V67H94ZM99 65V64H98ZM98 65H95V66H98ZM101 65V64H100ZM113 65V64H112ZM170 65V64H169ZM168 65V66H169ZM188 65V64H187ZM191 65V64H190ZM199 65V64H198ZM204 64H202V66H203ZM35 66H37V65H35ZM65 66V65H64ZM63 66V67H64ZM69 66V65H68ZM83 66V65H82ZM86 66V65H85ZM114 66V65H113ZM127 66V65H126ZM168 66H167V68H168ZM189 66V65H188ZM192 66V65H191ZM194 66V65H193ZM197 66V65H196ZM208 66V65H207ZM26 67V66H25ZM40 67V66H39ZM43 67V66H42ZM41 67V68H42ZM45 67V66H44ZM67 67V66H66ZM99 67V66H98ZM100 67H102V66H100ZM106 67V66H105ZM112 67V66H111ZM110 67V68H111ZM116 66H114V68H115ZM120 67H124V66H120ZM170 67V66H169ZM198 67V66H197ZM196 67V68H197ZM9 68V67H8ZM11 68V67H10ZM17 68V67H16ZM23 68V67H22ZM57 68V67H56ZM58 68H61V67H58ZM95 69H96V67H94ZM127 68V67H126ZM159 68V67H158ZM162 68V67H161ZM189 68H190V66H189ZM13 69V68H12ZM53 69V68H52ZM79 70L80 68H76V70ZM87 69V68H86ZM93 69V68H92ZM103 69H106V68H103ZM117 69V68H116ZM176 69L177 68H175V74H176ZM179 69H181L180 67H179ZM186 69V68H185ZM199 69H200V67H199ZM20 70V69H19ZM46 70V69H45ZM48 70V69H47ZM46 70V71H47ZM62 70V69H61ZM66 70H64V68H63V72L64 71H66ZM94 70V69H93ZM124 70V71H125ZM147 70H145V71H147ZM183 70H184V66H183ZM23 71H24V69H23ZM52 71V70H51ZM54 71H56V69H54ZM53 71V72H54ZM86 71V70H85ZM99 71V70H98ZM101 71V73H103V71L102 70H100ZM106 71V70H105ZM121 71H123V70H121ZM181 71V70H180ZM4 72H6V71H4ZM35 72V71H34ZM50 72V71H49ZM52 72V73H53ZM59 72V71H58ZM62 72V71H61ZM86 72H88V71H86ZM95 73H97L96 71H94ZM117 72H118V74H117ZM153 72V71H152ZM160 72V71H159ZM189 72V71H188ZM192 72V71H191ZM190 72V73H191ZM210 72V71H209ZM17 73H19V72H17ZM57 73V72H56ZM133 73V74H134ZM185 77H186V75L188 74L187 73V71H182L181 72ZM198 73V72H197ZM196 73V74H197ZM232 73H236L237 75L235 76V77H228V74L230 75V76H234ZM33 74V73H32ZM38 74V73H37ZM54 74V73H53ZM80 74V75H79ZM120 74V75H119ZM142 74H145L144 72L142 73ZM159 74H161V72L159 73ZM165 74V73H164ZM169 74V73H168ZM167 74V75H168ZM186 74V75H185ZM252 75V76H254V78L255 79H252V80H250L251 78H250V75ZM254 74H256V75H254ZM16 75V74H15ZM14 75V76H15ZM21 75V74H20ZM19 75V76H20ZM26 75V74H25ZM24 75V76H25ZM35 75V74H34ZM40 75V74H39ZM55 75V74H54ZM65 75V74H64ZM86 75H88V76H86ZM148 75V74H147ZM146 75V76H147ZM151 75V74H150ZM162 75H163V73H162ZM178 75V74H177ZM198 75V74H197ZM212 75V76H213ZM261 75V76H260ZM11 76H12V74H11ZM36 76V75H35ZM42 76V75H41ZM40 76V77H41ZM139 76H141V77H139ZM157 76H158V73H157ZM195 76V75H194ZM15 77H17V76H15ZM22 77V76H21ZM30 77V76H29ZM47 77V76H46ZM88 77H90V80H91V83H90V87L91 86H94V87H92V88H94V92H92V94L89 96V97H87V98H85L86 97V94L87 93H89V92H87L86 93V90H84V88H87V86H88V84L87 83H85V82H87V79H88ZM153 77V76H152ZM156 77V76H155ZM191 77V76H190ZM259 77H262V80H257V78H259ZM12 78H14V77H12ZM23 79H24V77H22ZM35 78V77H34ZM49 78V77H48ZM47 78V79H48ZM63 78V77H62ZM159 78V77H158ZM184 78V77H183ZM189 78V77H188ZM187 78V79H188ZM215 78V79H216ZM11 79V78H10ZM17 79H18V77H17ZM25 79H26V77H25ZM41 79H43V78H41ZM50 79V78H49ZM48 79V80H49ZM186 79V80H187ZM193 79V78H192ZM196 79V78H195ZM30 80H31V78H30ZM30 80H29V82H30ZM89 80V81H90ZM183 80V79H182ZM185 80V79H184ZM185 80V81H186ZM190 80V79H189ZM194 80V79H193ZM192 80V81H193ZM213 80V79H212ZM222 80V79H221ZM256 80V81H255ZM18 81V80H17ZM25 81V80H24ZM39 81V80H38ZM50 81V80H49ZM52 81V80H51ZM94 81H95V83H96V81L97 82H99V81H102V82H100V83H94ZM106 81H108L109 83L107 84L106 83ZM188 81V80H187ZM195 81V80H194ZM214 81V80H213ZM249 81H251V82H249ZM5 82V81H4ZM7 82V81H6ZM10 82H12V81H10ZM28 82V81H27ZM32 82V81H31ZM37 82V81H36ZM59 82V81H58ZM65 82V81H64ZM64 82L62 81V83H60V85H59V88H58V90H61L62 88L64 89L65 87L63 86L64 85ZM161 82V81H160ZM180 82V81H179ZM215 82V81H214ZM15 83V82H14ZM20 83H21V81H20ZM54 83V82H53ZM89 83V82H88ZM182 83V82H181ZM180 83V84H181ZM194 84L196 83V82H193ZM12 84H13V82H12ZM25 84V83H24ZM55 84V83H54ZM99 84V85H98ZM114 84V85H113ZM180 84H179V87L178 88H176V90L178 89V91H182V89L183 88H185V87H181L180 86ZM184 84V83H183ZM186 84V83H185ZM197 84V83H196ZM218 84V83H217ZM30 85V84H29ZM40 85V84H39ZM76 85V84H75ZM79 85V84H78ZM77 85V86H78ZM182 85V84H181ZM187 85V84H186ZM79 86H81V85H79ZM78 86V87H79ZM188 86V85H187ZM22 87H25V86H23L22 85ZM26 87H28V84H27V86ZM25 87V88H26ZM49 86H47V88H48ZM62 87V88H61ZM147 87V86H146ZM190 87V86H189ZM189 87L187 88V89H185L186 91H189L188 89H189ZM192 87V86H191ZM1 88V87H0ZM13 88H14V86H13ZM33 88V87H32ZM36 88H38V87H36ZM44 88V87H43ZM50 88V87H49ZM67 88H68V86H67ZM73 88V87H72ZM77 88V87H76ZM88 88H89V86H88ZM87 88V89H88ZM143 88H142V91H143ZM149 88V87H148ZM193 88V87H192ZM197 88V87H196ZM195 88V89H196ZM27 89V88H26ZM25 89V90H26ZM45 89V88H44ZM62 89V90H63ZM77 89H79V88H77ZM100 89V90H99ZM135 90V89H137L136 91L138 92V95L136 96V99H133V98H126V97H124V93L125 92H128L129 90L131 91V90ZM146 89V88H145ZM158 89V88H157ZM175 89V88H174ZM194 89V90H195ZM204 89V88H203ZM202 89V90H203ZM23 90V89H22ZM30 90H31V88H30ZM34 91H35V89H33ZM90 90V89H89ZM102 90H104V91H107V93L108 94H105V93H103L102 92ZM172 90V89H171ZM18 91V90H17ZM73 91V90H72ZM75 91V90H74ZM88 91V90H87ZM100 92V94L99 93H97V95L95 94L96 92ZM141 91V90H140ZM150 91V90H149ZM156 91V90H155ZM175 91V90H174ZM11 92V91H10ZM19 92V91H18ZM60 93L62 92V94H63V96H64V98H66L65 96H66V93H67V95H68V97H70V95H69V91H67L66 90V88H65V92L63 93V91H59ZM151 92V91H150ZM184 92V91H183ZM192 92V91H191ZM203 92V91H202ZM37 93H38V91H37ZM58 93V92H57ZM59 93V94H60ZM76 92H74V94H75ZM136 93V92H135ZM147 93H149V92H147ZM193 93V92H192ZM204 93V92H203ZM206 93V92H205ZM21 94H22V92H21ZM28 94H29V92H28ZM31 94H32V91H31ZM52 94V93H51ZM50 94V95H51ZM65 94V95H64ZM77 94V93H76ZM150 94V93H149ZM149 94H147V96H146V94H145V96L146 97H148L149 96ZM178 94H180V93H177V95ZM185 94V93H184ZM188 94H190V93H188ZM23 95V94H22ZM25 95V94H24ZM88 95V94H87ZM132 95V94H131ZM180 95H182V93L180 94ZM186 95V94H185ZM191 95V94H190ZM28 96V95H27ZM30 96V95H29ZM52 96V95H51ZM218 96H224V98L225 99H223V100H226L227 99V103H225L226 104V106H224L223 108H222V105L220 106V107H217L216 105H215V98H217ZM6 97V96H5ZM26 97V96H25ZM58 97V96H57ZM79 97V96H78ZM97 97V98H96ZM177 97V96H176ZM187 97V96H186ZM255 97H257V98H255ZM10 98V97H9ZM8 98V99H9ZM15 98H17V97H15ZM31 98H32V96H31ZM37 98V97H36ZM107 98H109V97H107ZM113 98H114V100H113ZM150 98V97H149ZM175 98V97H174ZM178 98V97H177ZM180 98V97H179ZM14 99V98H13ZM21 99V98H20ZM34 99V98H33ZM38 99V98H37ZM37 99H36V102H37ZM44 99V98H43ZM46 99H48V98H46ZM46 99H45V101H46ZM73 99H74V97H73ZM78 99V98H77ZM76 99V100H77ZM145 99V98H144ZM147 99V98H146ZM157 99V100H156ZM165 101H164V100ZM255 99H258V102L257 103H255L254 101H255ZM10 100V99H9ZM30 100V99H29ZM40 100V99H39ZM42 100V99H41ZM58 100V99H57ZM61 100V99H60ZM68 100V99H67ZM71 100H72V98H71ZM68 101L69 103V105L71 104L70 102H72V101ZM109 100V99H108ZM185 100V99H184ZM208 100H211L212 101V105H210V102L208 103ZM26 101V100H25ZM27 101H28V98H27ZM43 101V100H42ZM98 101H100V102H98ZM150 101V100H149ZM161 102V103H157V102ZM172 101H173V99H172ZM175 102H176V99L174 100ZM23 102V101H22ZM50 102H51V100H50ZM54 102H55V100H54ZM57 102H59V101H57ZM67 102V101H66ZM66 102H65V105H68V104H66ZM74 102V101H73ZM72 102V103H73ZM81 102V101H80ZM82 102V103H83ZM106 102H108L107 100H106ZM137 102V103H136ZM198 102V103H197ZM216 102H217V100H216ZM27 102H25V104H26ZM30 103V102H29ZM32 103V102H31ZM38 103H40V102H38ZM43 103V102H42ZM45 103V102H44ZM60 103V102H59ZM58 103V104H59ZM109 103H111V102H109ZM183 103H184V101H183ZM218 103V102H217ZM2 103H0V105H1ZM35 104V103H34ZM53 104V103H52ZM79 104V103H78ZM84 104V105H85ZM108 104V103H107ZM107 104H105V105H107ZM134 104V105H135ZM158 104H160V105H158ZM165 106H164V105ZM224 104V103H223ZM224 104V105H225ZM3 105V104H2ZM1 105V106H2ZM6 105V104H5ZM31 105V104H30ZM35 105H37V104H35ZM51 105V104H50ZM64 105V104H63ZM135 105V106H136ZM164 107H163V106ZM33 106V105H32ZM39 106V105H38ZM81 106V105H80ZM83 106V105H82ZM87 106H89V108L90 107H92V104H91V106H90V104L89 105H87ZM104 106V105H103ZM113 106V107H112ZM219 106V105H218ZM4 107H6V106H4ZM34 107V106H33ZM44 107H45V105H44ZM48 108H49V106H47ZM50 107H52V106H50ZM84 107V106H83ZM86 107V106H85ZM105 107V106H104ZM107 107V106H106ZM185 107V106H184ZM197 107V108H196ZM2 107H0V109H1ZM7 108V107H6ZM72 108H73V106H72ZM77 108H79V105H77ZM95 108V107H94ZM136 108V107H135ZM138 108V107H137ZM201 108V109H200ZM4 108H2V110H3ZM8 109V108H7ZM37 109H42V108H37ZM36 109V110H37ZM69 109V108H68ZM71 109V108H70ZM81 109V108H80ZM88 109V108H87ZM93 109V108H92ZM91 109V110H92ZM107 109H108V107H107ZM186 109H189V110H186ZM197 109H198V111H197ZM15 110V109H14ZM90 110V109H89ZM89 110H88V112H89ZM101 110L103 111L104 109L103 108H101ZM178 110H180L179 112H178ZM9 111L11 112V110L9 109ZM94 111V110H93ZM98 111V110H97ZM97 111H96V113H97ZM101 111V112H102ZM116 111V112H117ZM197 111V112H196ZM245 111V110H244ZM252 111V110H251ZM135 112H136V109H135ZM252 112H254V111H252ZM1 113V112H0ZM11 113H13V112H11ZM86 113V112H85ZM103 113H104V111H103ZM103 113H101V115L103 114ZM152 113V114H151ZM194 113V114H193ZM249 114H251V112H248ZM259 113V112H258ZM99 114V113H98ZM166 114V113H165ZM257 114V113H256ZM255 114V115H256ZM83 115V114H82ZM121 114L119 113V112H117V117L118 116H120ZM252 115V114H251ZM58 116V115H57ZM84 116V115H83ZM103 116V115H102ZM136 116V117H135ZM261 115H259L258 117H260ZM60 117H59V119H60ZM104 117V116H103ZM114 117H116V116H114ZM53 118H55V117H53ZM207 118V117H206ZM212 118H214V119H212ZM248 118V117H247ZM251 118V117H250ZM253 118V117H252ZM261 118H262V116H261ZM52 119V118H51ZM58 119V120H59ZM110 119H111V121H110ZM164 119V118H163ZM242 119H240V121L242 122ZM245 119V118H244ZM249 119V118H248ZM262 119H264V117L262 118ZM6 120V119H5ZM8 120V119H7ZM54 120V119H53ZM57 120V119H56ZM105 120H107V119H105ZM154 120V121H155ZM159 120H158V122H159ZM220 120V121H221ZM34 121V120H33ZM51 121V120H50ZM55 121V120H54ZM164 121V120H163ZM207 120H205V122H206ZM232 121V120H231ZM11 122V121H10ZM161 122V121H160ZM165 122V121H164ZM164 122H162V123H164ZM180 122V121H179ZM208 122H210V121H207V123ZM225 122V121H224ZM236 122V121H235ZM240 122V123H241ZM252 122V121H251ZM260 122V121H259ZM15 123V122H14ZM28 123V122H27ZM47 123H49V122H47ZM105 123V124H104ZM125 123V122H124ZM153 123V122H152ZM178 123V121H176V124ZM202 123H204V122H202ZM207 123H204V124H200V125H202V126H199L198 125V127H197V125H196V127L198 128V130L197 131H194V129H193V133H192V136L190 137V140L191 139H193V137H194V139H195V137H203L204 136V131L205 130H207V129H205L204 128V126H207V127H209L210 125L209 124H211V122L207 125ZM214 123V122H213ZM232 123V122H231ZM231 123L229 124V125H231ZM9 124V123H8ZM10 124H12V123H10ZM31 124V123H30ZM121 124V125H120ZM159 124V123H158ZM157 124V125H158ZM167 124H169V123H167ZM167 124H165V125H167ZM172 124V123H171ZM233 124V123H232ZM14 125V124H13ZM34 125H35V123H34ZM55 125V126H54ZM60 125H58V126H60ZM154 125V124H153ZM160 125V124H159ZM182 125V126H183ZM218 125H220V124H218ZM243 125V124H242ZM256 125V124H255ZM260 125V124H259ZM28 126V125H27ZM31 126V125H30ZM36 126V125H35ZM51 126V125H50ZM50 126H48V127H50ZM56 124H53V127L52 128H54V127H58ZM171 126V125H170ZM169 126V127H170ZM176 126V125H175ZM212 126V125H211ZM210 126V127H211ZM221 126V125H220ZM236 126H237V124H236ZM240 126H241V124H240ZM251 126V125H250ZM264 126V125H263ZM10 127V126H9ZM15 127V126H14ZM14 127H12V128H14ZM37 127V126H36ZM48 127H46V128H48ZM61 127V128H62ZM160 127H161V125H160ZM163 127V126H162ZM180 127V126H179ZM228 127V126H227ZM231 127V126H230ZM230 127H228V129H224V128H222V129H218V128H214V129H218V131H216L217 133L215 134V140H219V141H224V139L226 138L227 140H228V138H229V142H231L232 143V141L233 140H230V139H232V136L234 135H232L231 134V132H232V130H230V131H228L229 130V128ZM243 126H241V128H242ZM245 127V126H244ZM256 127V126H255ZM260 127V126H259ZM258 126H257V129L259 128ZM11 128V129H12ZM42 128H43V126H42ZM51 128V127H50ZM153 128V127H152ZM164 128V127H163ZM162 128V129H163ZM166 128H168V125H167V127ZM165 128V129H166ZM213 128V127H212ZM212 128H210V129H212ZM231 128H233V127H231ZM230 128V129H231ZM235 128V127H234ZM240 128V127H239ZM238 128V129H239ZM247 128L249 129L250 127H248L247 126ZM262 128H264V127H262ZM15 129H16V127H15ZM26 129V128H25ZM30 129V128H29ZM35 129H37V128H35ZM60 129V128H59ZM179 129V128H178ZM245 129V128H244ZM252 129V128H251ZM255 129V128H254ZM256 129V130H257ZM31 130H33V129H31ZM47 130V129H46ZM52 130V129H51ZM56 130V129H55ZM64 130V129H63ZM160 130V129H159ZM255 130V131H256ZM19 132H20V130H18ZM23 131V130H22ZM38 131V130H37ZM43 131V130H42ZM42 131H40V132H42ZM153 131V132H154ZM177 131V130H176ZM192 131V130H191ZM208 131V130H207ZM213 131V130H212ZM250 131V130H249ZM248 131V132H249ZM16 132V131H15ZM34 132V131H33ZM36 132V131H35ZM34 132V133H35ZM151 132V131H150ZM153 132H152V134H153ZM165 132V131H164ZM183 131L181 130V133H182ZM190 132V131H189ZM204 132V133H203ZM213 132H215V131H213ZM233 132H235L234 130H233ZM232 132V133H233ZM247 132V131H246ZM259 132V131H258ZM1 133V132H0ZM2 133H3V131H2ZM24 133V132H23ZM33 133V134H34ZM162 133V132H161ZM165 133H167V132H165ZM199 133V134H198ZM252 133V132H251ZM5 134H6V132H5ZM11 134V133H10ZM17 134V133H16ZM25 134V133H24ZM55 134V133H54ZM53 134V135H54ZM164 134V133H163ZM182 134H187V133H185V132H183ZM189 134V133H188ZM206 134H207V132H206ZM214 134V133H213ZM248 134V133H247ZM258 134V133H257ZM263 134V133H262ZM12 135V134H11ZM22 135V134H21ZM21 135H18L19 137H21ZM36 135H39V134H37V132H36ZM42 135H44V134H42ZM48 135V134H47ZM50 135V134H49ZM48 135V136H49ZM58 135V134H57ZM150 135V136H149ZM181 135V134H180ZM179 135V136H180ZM191 135V134H190ZM189 135V136H190ZM237 135H238V133H237ZM255 135V134H254ZM10 136V135H9ZM14 136V135H13ZM29 136H32V134L31 135H29ZM35 136V135H34ZM41 136V135H40ZM39 136V137H40ZM149 136V137H148ZM178 136V137H179ZM187 136V135H186ZM211 136H213V135H211ZM242 136H243V134H242ZM251 136V135H250ZM259 136V135H258ZM5 136H4V134H3V139H6V138H4ZM18 137V138H19ZM44 137V136H43ZM60 137V136H59ZM148 137V138H147ZM160 138V139H158V138ZM255 137V136H254ZM29 138H31V137H29ZM32 138H34V137H32ZM36 138V137H35ZM34 138V139H35ZM45 138V137H44ZM47 138V137H46ZM186 138H189V137H186ZM209 137L207 136V139H206V135H205V137H203V138H201L199 141H198V143L196 142V141H194V142H196L197 144H194V142H193V144L192 145H189V144H187V146H189V149H187L186 147V149L189 151V153L191 154L193 151H195V149L197 150H200V151H203L204 152V150L203 149H205V147H206V149H207V147H208V145L206 144V146H205V143L206 142H208L209 141V139H208ZM214 138V137H213ZM256 138H257V136H256ZM260 138V137H259ZM0 139H2V137L0 138ZM20 139V138H19ZM26 139V138H25ZM49 139H50V136H49ZM154 139H158V140H160L159 142H156ZM210 139H211V137H210ZM240 139V138H239ZM238 139V140H239ZM242 139V138H241ZM252 139V138H251ZM14 140V139H13ZM48 140V139H47ZM53 139H51V141H52ZM99 140H100V142H99ZM177 140H179V139H177ZM184 140V139H183ZM226 140V141H227ZM248 140V139H247ZM254 140V139H253ZM8 141H9V138H8ZM11 141L12 140H10V143H11ZM54 141H56L55 139H54ZM58 141V140H57ZM186 141V140H185ZM212 141V142H211ZM210 141V144H212V147H213V144H214V146H215V144L217 143V141H216V143L214 142L213 143V139ZM222 141V142H223ZM225 141V142H226ZM236 141H237V139H236ZM242 141V140H241ZM241 141H239V142H241ZM1 142H2V140H1ZM129 142V144L130 145H127V143ZM183 142V141H182ZM186 142H189L188 141V139H187V141ZM221 142V143H222ZM224 142V143H225ZM234 142H235V138H234ZM252 142V141H251ZM4 143V142H3ZM9 143V142H8ZM15 143V142H14ZM25 143V142H24ZM38 143V142H37ZM41 143V142H40ZM43 143H45V141L43 142ZM47 143V142H46ZM46 143H45V145L44 146H46ZM60 143V142H59ZM175 143V142H174ZM244 143V142H243ZM253 144H257V142H252ZM2 144V143H1ZM35 144V143H34ZM39 144V143H38ZM86 144H89L88 145V147L89 148H87L86 147ZM179 144V143H178ZM185 144V143H184ZM198 144H200V147H199V145ZM217 144H219V142L217 143ZM236 144H241V143H236ZM248 144V143H247ZM251 144V143H250ZM253 144H252V146H253ZM18 145V144H17ZM28 145V144H27ZM220 145V144H219ZM218 145V146H219ZM242 145V144H241ZM244 145V144H243ZM12 146V145H11ZM14 146V145H13ZM15 146H16V144H15ZM26 146V145H25ZM42 145L40 144V147H41ZM58 146V145H57ZM175 146V145H174ZM180 146V145H179ZM221 146V145H220ZM213 147L215 150H218L217 151V153L219 154V152L221 153V150H222V148L224 147V146H222V147ZM237 146V145H236ZM246 146V145H245ZM7 147H8V145H7ZM10 147V146H9ZM19 147V146H18ZM85 147H86V149H85ZM177 147V146H176ZM182 147V146H181ZM210 147V146H209ZM209 147H208V149H209ZM212 147H210V149L212 148ZM247 147H248V145H247ZM3 148V147H2ZM22 148H23V146H22ZM51 148V147H50ZM49 148V146H48V149H50ZM59 148H60V146H59ZM66 148V147H65ZM64 148V149H65ZM75 148H76V150H77V146H75ZM169 148V147H168ZM168 148H167V150H168ZM172 148V147H171ZM184 148V149H185ZM200 148V149H199ZM250 148V147H249ZM6 149V148H5ZM27 149V148H26ZM33 149V148H32ZM38 149V148H37ZM36 149V150H37ZM45 150H48V149H46V148H44ZM53 149V148H52ZM52 149H50V150H52ZM62 149V148H61ZM73 150H74V148H72ZM80 149V150H81ZM173 149V148H172ZM174 149H175V147H174ZM180 149V148H179ZM185 149V150H186ZM205 149V150H206ZM227 149H230L229 147L227 148ZM226 149V150H227ZM232 149V148H231ZM234 149V148H233ZM232 149V150H233ZM237 149H239L238 148V146H237ZM7 150V149H6ZM21 150V149H20ZM22 150H24V149H22ZM28 150H30V148H28ZM34 150H35V148H34ZM55 150H57L56 148H55ZM59 150V152H60V149H58ZM63 150V149H62ZM70 150V149H69ZM69 150H68V153H69ZM159 150V149H158ZM157 150V151H158ZM162 150V149H161ZM196 151V152H200V151ZM224 150H225V148H224ZM225 150V151H226ZM231 150V151H232ZM236 150V149H235ZM19 151V150H18ZM39 151H40V149H39ZM38 151V152H39ZM63 151H66L67 152V150H63ZM83 151H81V152H83ZM135 151V152H134ZM169 151H171V150H169ZM174 151V150H173ZM181 151V150H180ZM209 151V150H208ZM211 151V150H210ZM14 152V151H13ZM31 152H34V151H31ZM37 152V151H36ZM48 153H49V150L47 151ZM51 152V151H50ZM57 152V154H58V151H56ZM66 152H64V153H66ZM80 152V153H81ZM177 152V151H176ZM184 152V151H183ZM207 152V151H206ZM205 152V153H206ZM223 152V151H222ZM240 152V151H239ZM238 152V153H239ZM261 152V151H260ZM7 153V152H6ZM10 153V152H9ZM53 154H54V152H52ZM52 153H50V154H52ZM61 153V152H60ZM59 153V154H60ZM63 153V154H64ZM76 153H78V152H76ZM85 153V152H84ZM87 153V152H86ZM99 153V152H98ZM117 153V154H118ZM173 153V152H172ZM186 153V152H185ZM194 153V152H193ZM192 153V154H193ZM201 153V152H200ZM216 153V152H215ZM225 153V152H224ZM231 153V152H230ZM241 153V152H240ZM248 153H249V150H248ZM264 153V152H263ZM263 153H261V154H263ZM12 154V153H11ZM14 154V153H13ZM28 155L27 156H29L30 157V155H29V153H27ZM37 154V157H39V153H36ZM62 154V153H61ZM60 154V155H61ZM92 154V153H91ZM141 154V153H140ZM175 154V153H174ZM181 154V153H180ZM179 154V155H180ZM199 154V153H198ZM209 154H211V152L209 153ZM214 154V153H213ZM227 154V153H226ZM243 154V153H242ZM253 154V153H252ZM256 154V153H255ZM260 154V155H261ZM33 155V154H32ZM42 155H43V153H42ZM65 155V154H64ZM64 155H62V156H64ZM84 155V154H83ZM86 155V154H85ZM179 155L177 154V156L179 157ZM184 154H182V156H183ZM215 155V154H214ZM229 155V154H228ZM257 155H258V152H257ZM259 155V156H260ZM0 156H1V154H0ZM3 156V155H2ZM1 156V158H3ZM5 156V158H6V155H4ZM25 156V155H24ZM26 156V157H27ZM44 156V155H43ZM43 156H40V157H43ZM56 156V155H55ZM54 156V157H55ZM69 156H70V154H69ZM74 156V155H73ZM176 156V155H175ZM182 156L180 157V158H182ZM190 158H191V160H192V158L193 157H195V156H191V155H188ZM201 156V155H200ZM204 156V155H203ZM213 156V155H212ZM211 156V157H212ZM217 156V155H216ZM221 156H223V155H221ZM221 156H219V159L221 158ZM232 156H233V154H232ZM244 156H248V155H246L245 153H244ZM244 156H242V157H244ZM251 155H249L248 156V159H251V162H252V158H249ZM9 157V156H8ZM45 157V156H44ZM75 157V156H74ZM111 157H113V158H111ZM224 157H226L225 155H224ZM223 157V158H224ZM236 157V156H235ZM234 157V158H235ZM239 157V156H238ZM253 157V156H252ZM22 158H25V157H22ZM32 158V157H31ZM34 158H36V156L34 157ZM48 158V160H49V158H53V156H51V157H47ZM179 158V159H180ZM188 158V157H187ZM203 158V157H202ZM216 158V157H215ZM260 158V157H259ZM264 158V157H263ZM27 159V158H26ZM30 159V158H29ZM85 159V158H84ZM130 160H131V157L129 158ZM183 159H185V157L183 158ZM237 159V158H236ZM244 159V158H243ZM242 159V160H243ZM257 159V158H256ZM255 159V160H256ZM1 160V159H0ZM10 160V159H9ZM8 160V161H9ZM57 160H59V165H62L64 168H66V170H67V173H65V174H73V176L76 174V173H78L79 174V171L78 170H80V169H78V168H75L76 166H81L82 167V170L81 171H87L88 172V170L87 169H89V170H91V163L90 162H84L82 159H81V157L79 158H69V159H65V158H63V157H59V158H57ZM176 160H178V159H176ZM175 160V161H176ZM188 160H189V158H188ZM194 160V159H193ZM212 159H209V161H211ZM259 160V159H258ZM31 161H32V159H31ZM50 161V160H49ZM107 161L109 162V166H105L106 165V163H107ZM118 162L117 164H118V166H116V162ZM129 161V160H128ZM186 161V160H185ZM219 161V160H218ZM223 161H224V159H223ZM222 161V158H221V162H223ZM229 161H230V159H229ZM236 161V160H235ZM247 161H249V160H247ZM262 161V160H261ZM131 162V161H130ZM179 162V161H178ZM190 162V161H189ZM195 162V161H194ZM203 161H202V159L200 158V160H199V163L201 164ZM234 162V161H233ZM239 162V161H238ZM238 162H237V164H238ZM250 162V161H249ZM257 162V161H256ZM259 162V161H258ZM24 163V162H23ZM26 163H28V161L26 162ZM42 163V162H41ZM88 163H90V165H88ZM183 163V162H182ZM192 163H193V161H192ZM198 163V162H197ZM196 163V164H197ZM199 163H198V165H199ZM225 163V162H224ZM246 163V162H245ZM255 163V162H254ZM253 163V164H254ZM19 164H21V162L19 163ZM25 164V163H24ZM24 164H23V166H24ZM35 164H38V163H35ZM48 164H50V163H48ZM100 164H98V165H100ZM103 164H105V165H103ZM133 164V163H132ZM174 164H175V162H174ZM185 163H183V165H184ZM210 164V163H209ZM252 164V163H251ZM263 164V163H262ZM10 165V164H9ZM13 165V164H12ZM17 165H18V163H17ZM22 165V164H21ZM20 165V166H21ZM54 164H51V166H53ZM178 164L176 163V166H177ZM180 165H182V164H180ZM187 165V164H186ZM193 165V164H192ZM212 165H216L215 163H212ZM218 165H220L219 164V162H218ZM226 165V164H225ZM239 165V164H238ZM255 165V164H254ZM264 165V164H263ZM5 166V165H4ZM30 166V165H29ZM47 166V165H46ZM49 166V165H48ZM61 166V167H62ZM175 166V167H176ZM188 166V165H187ZM196 166V165H195ZM234 166V163H229L228 164V167H230V168H232ZM251 166V165H250ZM13 167H14V165H13ZM50 167V166H49ZM56 167L57 166H55L54 168L53 167H51V169H47V171H49V170H53V172H54V169H56ZM62 167V168H63ZM173 167V166H172ZM172 167H171V169H172ZM181 167V166H180ZM179 167V168H180ZM184 167V166H183ZM218 167V166H217ZM220 168H221V166H219ZM5 168V167H4ZM4 168H3V170H4ZM31 168V167H30ZM33 168H36V167H33ZM38 168V167H37ZM36 168V169H37ZM53 168V169H52ZM58 168V167H57ZM197 168H199V167H197ZM207 168V167H206ZM205 168V169H206ZM223 168V167H222ZM230 168H228L229 170L228 171H230ZM241 168H242V166H241ZM249 168H251V167H249ZM253 168V167H252ZM14 169L16 170V168L14 167ZM26 169L28 170V167L26 166ZM35 169V170H36ZM106 169H108L107 171H109V176L108 177H105L104 176V172H105V170ZM170 169V170H171ZM176 169V168H175ZM193 169V168H192ZM192 169H191V171H192ZM196 169V168H195ZM211 169V168H210ZM209 169V170H210ZM237 170H239L238 168H236ZM235 169V170H236ZM244 169V168H243ZM23 170H24V167H23ZM27 170H25V172H27ZM32 171H35V170H33V169H31ZM30 170V171H31ZM63 170V169H62ZM94 170V169H93ZM169 170V171H170ZM176 170H178V167H177V169ZM186 170V169H185ZM200 170H201V168H200ZM233 170V169H232ZM235 170H233V172L235 171ZM248 170V169H247ZM255 170H256V168H255ZM6 172H7V170H5ZM22 171V170H21ZM120 171V172H121ZM168 171V172H169ZM172 171V170H171ZM174 171V170H173ZM172 171V172H173ZM214 171H216V170H214ZM213 171V172H214ZM240 171V170H239ZM239 171H237V172H239ZM245 171V170H244ZM251 170H249V172H250ZM17 172V171H16ZM39 172V171H38ZM42 172H44V171H42ZM63 172V171H62ZM90 172V171H89ZM92 172V171H91ZM125 172V173H124ZM167 172V173H168ZM178 172V171H177ZM201 172H203L202 170H201ZM201 172H199V174L201 173ZM223 172V171H222ZM225 172V171H224ZM231 172V171H230ZM254 172V171H253ZM3 173V172H2ZM22 173V172H21ZM28 173H30V172H28ZM46 173V172H45ZM192 173H194V174H197V173H195V171L194 172H192ZM209 173V172H208ZM221 173V172H220ZM245 173H247V171L245 172ZM255 173V172H254ZM262 173H263V170H262ZM17 174V173H16ZM23 174V173H22ZM25 174V173H24ZM40 174V173H39ZM38 174V175H39ZM82 173H80L79 175H81ZM85 174H86V172H85ZM108 174V173H107ZM170 174V173H169ZM177 174V173H176ZM176 174H175V176H176ZM193 174V175H194ZM218 174V173H217ZM230 174V173H229ZM233 174H235V173H233ZM238 174V173H237ZM264 174V173H263ZM11 175H14V174H10V176ZM19 175V174H18ZM30 175V174H29ZM31 175H32V172H31ZM30 175V176H31ZM61 175V174H60ZM63 175V174H62ZM83 175V174H82ZM116 175H119V173L118 174H116ZM173 175V174H172ZM202 175V174H201ZM203 175H204V173H203ZM202 175V176H203ZM210 176H211V173L209 174ZM209 175H208V178H209ZM219 175H221V174H218L217 175V177L219 176ZM256 175V174H255ZM261 175V174H260ZM2 176V175H1ZM9 176V175H8ZM7 176V177H8ZM9 176V177H10ZM16 176V175H15ZM20 176V175H19ZM19 176H16V177H18L19 178ZM115 176V175H114ZM122 176V175H121ZM121 176L119 175L118 177H120L121 178ZM167 176V175H166ZM178 176V175H177ZM180 176V175H179ZM183 176H185L186 177V175H185V173L183 174ZM197 176V175H196ZM195 176V177H196ZM213 176H215V175H213ZM228 176V175H227ZM245 176V175H244ZM254 176V175H253ZM6 177V178H7ZM8 177V178H9ZM40 177V176H39ZM38 177V178H39ZM42 177V176H41ZM57 177V176H56ZM138 177V176H137ZM151 177V176H150ZM169 177V176H168ZM167 177V178H168ZM201 176H199V178H200ZM203 177H205V176H203ZM247 177V176H246ZM250 177V176H249ZM249 177H247V178H249ZM251 177H252V175H251ZM260 177V176H259ZM262 177V176H261ZM5 178V177H4ZM3 178V179H4ZM7 178V179H8ZM11 179H12V176L10 177ZM49 177H47V179H48ZM76 178V177H75ZM78 178H79V176H78ZM171 178V177H170ZM175 178H177V177H175ZM175 178H174V180H175ZM180 178H181V176H180ZM183 178V177H182ZM187 178V177H186ZM190 178V177H189ZM198 178V176L195 178V179H197ZM219 178V177H218ZM229 178V177H228ZM232 178V177H231ZM1 179V178H0ZM6 179V180H7ZM42 178H40V180H41ZM57 179H58V177H57ZM72 179V178H71ZM70 179V180H71ZM80 179V178H79ZM78 179V180H79ZM84 179V178H83ZM92 179H93V177H92ZM139 179V178H138ZM177 179H179V177L177 178ZM185 179V178H184ZM188 179V178H187ZM185 180V181H190L189 179L188 180ZM193 179V178H192ZM194 179V180H195ZM205 179H207V178H205ZM210 180H211V178H209ZM209 179H207V180H209ZM214 179V178H213ZM213 179L211 180V182H213ZM2 180V179H1ZM5 180V179H4ZM19 180V179H18ZM38 180V179H37ZM45 180V179H44ZM53 180V179H52ZM59 180V179H58ZM119 180V179H118ZM132 180V179H131ZM130 180V181H131ZM137 180V179H136ZM143 180V179H142ZM156 180V179H155ZM166 180V179H165ZM193 180V181H194ZM202 180H204V179H202ZM206 180V181H207ZM229 180V179H228ZM231 180V179H230ZM245 180V179H244ZM264 180V179H263ZM72 181V180H71ZM70 181V182H71ZM75 181V180H74ZM88 186H90L93 182H89L88 181V179L86 180V179H84L83 180ZM119 181H121V180H119ZM126 181H127V179H126ZM176 181V180H175ZM180 181H184V180H180ZM251 181V180H250ZM6 182V181H5ZM33 182V181H32ZM35 182V181H34ZM41 182H42V180H41ZM49 182H51V181H49ZM73 182V181H72ZM79 182V181H78ZM80 182H81V180H80ZM137 182L140 184L141 182L143 183V181H138L137 180ZM155 182V181H154ZM157 182V181H156ZM204 182V181H203ZM245 182H247V181H245ZM1 183H2V181H1ZM7 183H11V182H8L7 181ZM6 183V184H7ZM36 183V182H35ZM40 183V182H39ZM38 183V184H39ZM115 183V182H114ZM134 183H135V181H134ZM133 183V184H134ZM163 183V182H162ZM161 183V184H162ZM170 183V182H169ZM172 183V182H171ZM174 183V184H173ZM172 184L173 185H178L177 183L175 184V182H173ZM179 183V182H178ZM184 183H186V182H184ZM184 183H183V185H184ZM3 184V183H2ZM5 184V185H6ZM9 184H7V185H9ZM37 184V185H38ZM41 184H43V183H41ZM54 184H55V182H54ZM79 184V183H78ZM77 184V185H78ZM82 184H84V183H81V185ZM123 184H125V183H119L118 185H117V187H116V189H114L113 187H111V185H110V189H111V195H110V199L105 203L104 202V200H101L102 198H100V200H99V204L97 205V206H93V208H90V211L91 210H95V209H99V210H101L103 213L106 211V207L112 202L111 200L112 199H114L115 197H117L118 195H120L119 194V192L120 191H118V190H120L119 188H118V186H120V187H122L123 186ZM150 184V183H149ZM153 185H155L154 183H152ZM160 184V185H161ZM168 184V183H167ZM180 184H181V182H180ZM179 184V185H180ZM203 184H206V183H203ZM202 184V185H203ZM231 184V183H230ZM229 184V185H230ZM238 184V183H237ZM240 184H243L242 182L240 183ZM245 184V183H244ZM248 184V183H247ZM1 185V184H0ZM4 185V184H3ZM4 185V186H5ZM6 185V186H7ZM29 185H30V183H29ZM44 185V184H43ZM65 185V184H64ZM96 185V184H95ZM126 185V184H125ZM141 185V184H140ZM142 185H144V183L142 184ZM142 185H141V188H142ZM187 185H189V183L187 184L186 183V186ZM191 185V184H190ZM192 185H194V184H192ZM213 185V184H212ZM10 186V185H9ZM9 186H7L8 188H9ZM15 186V185H14ZM35 185H34V183L33 184H31V188L33 187V189H31L30 190V192H29V190L27 191V193L29 192V194L31 195V196H29V198H27V197H25V198H27V199H29L28 201H29V207H33V209L35 208V207H37L36 205H34V203L33 202H35V200H38V202H40L39 201V199H41V194H37L36 192H39L38 190H36L35 189V187H34ZM40 186H42V185H40ZM45 186H46V184H45ZM60 186H62V185H60ZM59 186V187H60ZM76 186V184L74 185V187ZM79 186V185H78ZM92 186V185H91ZM97 186H98V184H97ZM135 186H137V188H139L140 189V187H138L139 185L138 184H136ZM163 186H164V184H163ZM162 186V187H163ZM170 186V185H169ZM168 186V187H169ZM172 186V185H171ZM181 186V185H180ZM242 186V185H241ZM249 184L247 185V187L249 188ZM6 187V188H7ZM19 187V186H18ZM38 187V186H37ZM70 187L72 188V185L70 184ZM80 187H83V185L82 186H80ZM86 187V186H85ZM84 187V188H85ZM93 187V186H92ZM100 186H98V189H100L101 190V188H99ZM168 187H165L164 186V189L165 188H168ZM183 187V186H182ZM188 187V186H187ZM234 187V186H233ZM240 187V186H239ZM259 187V186H258ZM13 188V187H12ZM12 188L10 189V190H12ZM44 188V187H43ZM114 190H113V189ZM127 188V187H126ZM130 188H132V187H130ZM171 188V187H170ZM178 188H180V187H178ZM184 188H185V186H184ZM183 188V189H184ZM237 188V187H236ZM242 188V187H241ZM5 189V188H4ZM19 189H21V188H19ZM19 189H17V190H19ZM26 189V188H25ZM47 189V188H46ZM75 189V188H74ZM81 189V188H80ZM80 189H79V191H80ZM83 189V188H82ZM91 189V188H90ZM104 190L106 189V188H103ZM138 189V190H139ZM147 189H148V187H147ZM174 189V188H173ZM190 189H192L191 187H190ZM9 190V189H8ZM22 190H24V189H22ZM21 190V191H22ZM43 190H45V188L43 189ZM57 190H59V188L57 189ZM67 190V189H66ZM88 190V189H87ZM91 190H93V189H91ZM96 190H97V187H96ZM109 190V189H108ZM125 190H127V189H125ZM129 190V189H128ZM172 190V189H171ZM179 190V189H178ZM182 190V189H181ZM185 190H186V188H185ZM189 190V189H188ZM218 190V189H217ZM233 190V189H232ZM239 190V189H238ZM238 190H236V192L238 191ZM15 190H13V193H15L14 192ZM47 191V190H46ZM63 191V190H62ZM68 191V190H67ZM84 191V190H83ZM121 191H124V190H121ZM141 191V190H140ZM166 191H167V189H166ZM170 191V190H169ZM191 191V190H190ZM193 191V190H192ZM192 191H191V193H192ZM195 191V190H194ZM199 191V190H198ZM234 191V190H233ZM18 192V191H17ZM48 192V191H47ZM52 192V191H51ZM50 192V190H49V192H48V194L49 193H51ZM55 192V191H54ZM57 192V191H56ZM66 192V191H65ZM87 192V191H86ZM85 191H84V193H86ZM88 192H89V190H88ZM107 192V191H106ZM106 192H104L105 194H106ZM146 192V191H145ZM149 192V191H148ZM155 192H156V189H155ZM172 192V191H171ZM181 192V191H180ZM197 192V191H196ZM235 192V193H236ZM239 193L241 192V191H238ZM264 192V191H263ZM22 193V192H21ZM26 193V192H25ZM53 193V192H52ZM60 193H62L61 191H60ZM64 193V192H63ZM66 193H69V192H66ZM82 193V192H81ZM84 193H82V194H84ZM91 193V192H90ZM100 193V192H99ZM129 193V192H128ZM169 193V192H168ZM174 193H175V190H174ZM173 193V194H174ZM179 193V192H178ZM199 193V192H198ZM235 193H234V195H235ZM3 194V193H2ZM37 194V195H36ZM44 194V193H43ZM43 194H42V196H43ZM46 194V193H45ZM54 194V193H53ZM53 194H50V195H52L53 196ZM92 194V193H91ZM94 194H98V193H94ZM104 194V196L102 195V197H104L105 198V196L107 195H105ZM143 194V193H142ZM177 194V193H176ZM238 194V193H237ZM254 194H256V193H254ZM253 194V195H254ZM19 195H20V192H19ZM26 195H28V194H26ZM69 195V194H68ZM86 195H87V193H86ZM128 195V194H127ZM185 196H183V194H182V198H184L185 197V199L186 198H188L187 196H186V194H184ZM192 195H194V194H192ZM201 195V194H200ZM240 195H241V193H240ZM260 195H261V193H260ZM264 195V194H263ZM12 196V195H11ZM14 196V195H13ZM21 196V195H20ZM22 196H24V195H22ZM36 196V197H35ZM91 195H89L88 197H90ZM98 196H100V195H97L96 197H98ZM125 196V195H124ZM130 196H131V200L132 201H130L131 202V207H132V210H130L129 209V207L130 206H128L127 205V202L126 201H124L125 203H126V205H125V207L123 208V209H125L126 207H128V209H129V213L131 214V216H133V217H135V216H139V220H142V218L140 219V215H139V213L141 214V207L142 208H145V207H143L144 205H146V207H150V206H152L153 208H151V209H149V210H147V212L149 213L150 212V214H149V217H152L153 216V214L152 213H155L157 210L155 209V206H158L159 205V202L157 201L158 199H160V196H159V198L157 199V200H155L154 198L153 199H144V196H143V199H141L140 198V195H139V193H135V192H133V193H131L130 194ZM179 195H177V196H175V195H172L171 193L170 194H168V199L167 198H165V199H167V202L165 203V201H164V204H166V205H162V206H160V207H163L164 208V212L163 211H161V209H160V211L161 212H163V214H162V216H161V218H159L160 220H165V225H168V228H170V229H167V227H166V229L169 231V233L170 232H174V231H178V229L179 228H181V226H179V222H178V226H173L172 225V223L170 222L171 221V217L173 218L174 216L176 217V216H178L179 214H180V212H178V210H181V216L186 220L188 217H189V215H190V213H192V211H191V208L188 206H185V203L184 202H182L181 200H180V197H178ZM195 196V195H194ZM197 197H198V195H196ZM202 196V195H201ZM257 196V195H256ZM0 197H1V194H0ZM15 197V196H14ZM18 196H16V198H17ZM34 197V198H33ZM48 197H49V195H48ZM79 197H80V195H79ZM84 197V196H83ZM164 197V196H163ZM163 197H161V198H163ZM190 197V196H189ZM239 197V196H238ZM243 197V196H242ZM246 197H247V199H251L253 196H252V194H251V191H250V189H248V191L246 192ZM262 197V196H261ZM3 198H4V196H3ZM6 198H8V197H6ZM15 198V199H16ZM24 198V199H25ZM31 198V199H30ZM45 197H42V199L41 200H43V202L46 200V203H49V198H45ZM62 198L63 197H61L60 195L58 196H53V199H54V201H57L56 202V204H57V208H58V210H59V208L61 209V212H62V217L63 218H60V214L57 216L54 212H50L49 214H50V217L52 216V217H54L53 219H51L52 220V223L55 221V222H57L58 220L59 221H61V223H66L69 227H70V233H66V231H65V233L66 234H70L71 236H72V238L70 239V240H72V242H73V240H77V241H79V240H81V239H86V240H88V242H93V241H95L97 238H98V236H100V235H102V232L104 231V228L103 229H97V228H95L94 226L95 225H93L94 224V222H92V220L90 221L88 218L90 217V216H77V217H73L72 219H70L71 217L70 216H67V215H65V212H67V209H70L69 208V203L68 202H66L65 200H64V202H63V204L61 205L60 204V202H62L61 200H62ZM71 198V197H70ZM75 198V197H74ZM81 198H82V196H81ZM128 198H129V196H128ZM149 198V197H148ZM171 198H173V199H171ZM233 198V197H232ZM258 198H259V195H258ZM2 199V198H1ZM10 199V198H9ZM18 199H19V197H18ZM90 199H91V197H90ZM97 199V198H96ZM116 199V198H115ZM115 199H114V201H115ZM171 199V200H170ZM194 199V198H193ZM240 199H241V197H240ZM245 199V198H244ZM252 199H254V198H252ZM6 200V199H5ZM17 200V199H16ZM15 200V201H16ZM20 201H22L23 200V198L21 199H19ZM74 200V199H73ZM78 200V199H77ZM97 200V201H98ZM189 200V199H188ZM195 200V199H194ZM193 200V201H194ZM197 201L196 202H198V200H199V198H197L196 199ZM201 200L202 199H200L199 201L201 202ZM232 200V199H231ZM257 200V199H256ZM7 201V200H6ZM9 201V200H8ZM27 201V202H28ZM70 201V200H69ZM87 199L86 200H81V203H80V205H82V206H84V205H87L88 206V203H87ZM91 202H93L92 201V199L90 200ZM94 201H96V200H94ZM129 201V200H128ZM192 201V202H193ZM233 201V200H232ZM248 201V200H247ZM260 201V200H259ZM18 202V201H17ZM16 202V204H18ZM75 202V201H74ZM129 202V203H130ZM189 202H190V200H189ZM200 202H198V203H200ZM245 202V201H244ZM13 203H14V201H13ZM36 203V202H35ZM97 203V202H96ZM115 204L113 205L114 206V208H115V206H116V202H114ZM217 203V202H216ZM236 203V202H235ZM249 203H250V201H249ZM252 203V202H251ZM12 204V203H11ZM39 204V203H38ZM71 204V203H70ZM179 204H181V205H183L182 206V209H178V206H179ZM242 204H243V202H242ZM20 205V204H19ZM53 205V204H52ZM112 205V204H111ZM201 205V204H200ZM199 205V206H200ZM239 205H241V203L239 204ZM244 205V204H243ZM253 205V204H252ZM4 206H5V204H4ZM8 206V205H7ZM6 206V207H7ZM39 206H41V205H39ZM54 206V205H53ZM53 206H52V208H53ZM78 206H79V204H78ZM124 206V205H123ZM123 206H121L120 208H118V209H115V210H119V209H121ZM193 206V205H192ZM247 206V205H246ZM251 206V205H250ZM2 207V206H1ZM0 207V208H1ZM5 207V208H6ZM29 207H27V208H29ZM49 207H50V204H49ZM130 207V208H131ZM135 207V209H133ZM248 207V206H247ZM246 207V208H247ZM15 208V207H14ZM16 208L18 209L19 207H18V205L16 206ZM21 208H24V207H21ZM41 208H42V206H41ZM40 208V209H41ZM45 208V207H44ZM43 208V209H44ZM82 208V207H81ZM245 208V207H244ZM2 209V208H1ZM12 209V208H11ZM109 209V208H108ZM4 210V209H3ZM9 210V209H8ZM12 210H15V209H12ZM11 210V211H12ZM21 210H24V209H21ZM28 210V209H27ZM45 210V209H44ZM43 210V211H44ZM48 210H49V208H48ZM51 210H55V208L54 209H51ZM57 210V209H56ZM114 210V211H115ZM126 210H127V208H126ZM193 210V209H192ZM10 211V212H11ZM26 211V210H25ZM35 211V210H34ZM41 211V210H40ZM83 211V210H82ZM85 211V210H84ZM97 211V210H96ZM108 211V210H107ZM111 211V210H110ZM113 211V210H112ZM120 211V210H119ZM125 211V210H124ZM159 211V210H158ZM194 211V210H193ZM246 211V210H245ZM249 211V210H248ZM251 211V210H250ZM1 212L3 213V211L1 210ZM1 212H0V215H1ZM12 212H14V211H12ZM19 212H21V211H19ZM18 212V214H20ZM42 212V211H41ZM56 212V211H55ZM60 212V211H59ZM121 213H123V210H121L120 211ZM126 212V211H125ZM196 212V211H195ZM237 212H238V214H240L239 212H241L240 211V209L239 210H237ZM5 213H7V211H5ZM23 213V212H22ZM29 213V212H28ZM39 213V212H38ZM90 213V212H89ZM119 213V212H118ZM129 213H125V214H129ZM244 213V212H243ZM242 213V214H243ZM246 213V212H245ZM248 213V212H247ZM251 213V212H250ZM14 214H16L17 215V213H14ZM13 214V215H14ZM34 214V213H33ZM47 214V213H46ZM68 214V213H67ZM72 214H73V212H72ZM72 214H69V215H72ZM75 214V213H74ZM177 214V215H176ZM194 214V213H193ZM2 215H5L4 213L2 214ZM36 215V214H35ZM84 215H87V214H84ZM117 215H119V214H117ZM116 215V216H117ZM152 215V216H151ZM250 215V214H249ZM44 216V215H43ZM46 216L47 215H45V218H46ZM120 216V215H119ZM118 216V217H119ZM122 216V215H121ZM212 216V215H211ZM245 216V215H244ZM251 216V215H250ZM253 216V215H252ZM10 217V216H9ZM21 218L22 216H16V221L15 222H18L17 221V219L18 218ZM41 217H42V215H41ZM159 217V216H158ZM180 217V216H179ZM190 217H192V216H190ZM242 217V216H241ZM246 217V216H245ZM4 218V217H3ZM11 218V217H10ZM12 218H14V217H12ZM44 218V217H43ZM45 218H44V220H45ZM48 218V217H47ZM114 218V217H113ZM112 218V219H113ZM116 218V217H115ZM123 218V217H122ZM131 218V217H130ZM129 217H127V218H124L123 220H125L124 221V224L122 223L123 221H120V222H118V224H119V226L120 225H122V231L124 232V233H130L129 232V228H130V226H131V223L133 224V221L130 219ZM152 218H155V217H152ZM224 218H225V216H224ZM231 218H233V217H231ZM248 218V217H247ZM0 219H1V217H0ZM94 219V218H93ZM96 219V218H95ZM111 219V218H110ZM118 219V218H117ZM134 219V218H133ZM179 219L180 220H182L181 219V217L180 218H177L176 219V221H179ZM236 219V218H235ZM242 219V218H241ZM37 220V219H36ZM46 220H48V219H46ZM45 220V221H46ZM135 220V219H134ZM138 220V221H139ZM146 220H148V222H154V220H152V219H149L148 217H147V219ZM146 220H145V223H146ZM156 220V219H155ZM169 220V221H168ZM173 220V219H172ZM185 220H184V222H185ZM197 220H199V219H195V221H197ZM238 219H236V221H237ZM251 220V219H250ZM249 220V221H250ZM5 221H6V219H5ZM44 221V222H45ZM117 220H114V222H116ZM137 221V217H136V220H135V222ZM159 221V220H158ZM191 221V220H190ZM201 221V220H200ZM204 221H207V220H204ZM235 221V222H236ZM242 221V220H241ZM241 221L239 222V223H241ZM248 221V220H247ZM247 221H245L244 220V222H247ZM10 222V221H9ZM15 222L13 223V224H15ZM111 222V221H110ZM143 222V221H142ZM141 222V223H142ZM181 222V221H180ZM183 222V221H182ZM251 222V221H250ZM41 223V222H40ZM39 223V224H40ZM84 223H87L88 225L90 224V226H91V228H95L94 230H93V232H89V233H87V232H84V233H80L79 231H78V228H77V226H83V224ZM95 223H96V221H95ZM107 223V222H106ZM112 223V222H111ZM117 223V222H116ZM122 223V224H121ZM139 223V222H138ZM187 223V222H186ZM194 223V222H193ZM197 223V226H199V225H201V224H199L198 225V222H196ZM210 223V222H209ZM10 224V223H9ZM38 224V225H39ZM42 224V223H41ZM40 224V225H41ZM50 224V223H49ZM49 224H47V226L49 225ZM115 223H113V225H114ZM140 224V223H139ZM139 224H137V225H139ZM149 224V223H148ZM195 224V223H194ZM236 224V223H235ZM251 225H252V223H250ZM11 225V224H10ZM59 224H56V226H58ZM100 225V224H99ZM145 225V224H144ZM181 225V224H180ZM207 225V224H206ZM211 225H212V223H211ZM211 225H210V227L208 228V230H210L211 229ZM240 225V224H239ZM241 225H244V224H241ZM240 225V226H241ZM245 225H249V224H245ZM251 225H249L250 227H251ZM8 226V225H7ZM28 226V225H27ZM43 226H44V224H43ZM54 226H55V224H54ZM60 226V225H59ZM64 226V225H63ZM85 226V225H84ZM119 226H118V228H119ZM133 226V225H132ZM151 226H154L155 227V225H151ZM183 226V225H182ZM202 226V225H201ZM254 226V225H253ZM4 227V226H3ZM88 227V226H87ZM106 227H107V225H105V229H106ZM109 227H111V224H110V226ZM112 227H114V226H112ZM121 227V226H120ZM206 227V226H205ZM38 228V227H37ZM45 228V227H44ZM43 228V229H44ZM66 228V227H65ZM135 228V227H134ZM134 228L132 229V230H134ZM139 229L138 230H140L141 228L140 227H138ZM152 228V227H151ZM207 228V227H206ZM239 228V227H238ZM242 228V227H241ZM246 228H248V227H246ZM254 228V227H253ZM4 229V228H3ZM10 229V228H9ZM33 229V228H32ZM41 229V228H40ZM42 229V230H43ZM46 229V228H45ZM52 228H50V231H49V234H48V236H47V238H46V242H45V244L46 245H44V247H47V244L49 243V242H53L55 239H57L58 237H54L53 236V234L54 233H52V230H51ZM68 229V228H67ZM186 229H188V228H186ZM1 231H2V228L0 229ZM5 230V229H4ZM17 230H19V229H17ZM26 230V229H25ZM37 230V229H36ZM56 230V229H55ZM62 230V229H61ZM66 230V229H65ZM90 229L88 228L87 229V231H89ZM141 230H143V229H141ZM214 230V229H213ZM239 230V229H238ZM242 230V229H241ZM245 230V229H244ZM6 231V230H5ZM8 232H9V230H7ZM60 231V230H59ZM67 231V232H68ZM83 231V230H82ZM121 231V230H120ZM135 231V230H134ZM2 232H4V231H2ZM10 232H11V230H10ZM9 232V233H10ZM14 232H16V231H14ZM19 232V231H18ZM18 232H16V233H18ZM41 232V231H40ZM45 232V231H44ZM53 232H54V228H53ZM119 232V231H118ZM123 232H119V234L121 233H123ZM139 232V231H138ZM158 232V231H157ZM182 232V231H181ZM189 232V231H188ZM203 232V231H202ZM250 232V231H249ZM248 232V233H249ZM65 233H63L64 235H66ZM111 233H112V235H111ZM137 233V232H136ZM177 233V232H176ZM175 233V234H176ZM242 233V232H241ZM245 233V232H244ZM2 234V233H1ZM30 234H32L31 233V230H28L27 232H26V237H27V235H29L30 236ZM37 234V233H36ZM105 234H106V236H107V239L109 240L110 239V237H112L113 236V234H115V232L113 231V230H111L110 228H109V230H106L105 231ZM130 234H132V233H130ZM139 234V233H138ZM138 234H136V235H138ZM153 234V233H152ZM196 234H198V232L196 233ZM205 234H207L208 236H210V234H209V231H207V232H205ZM238 234V233H237ZM5 234H3V236H4ZM7 235L9 236V234L7 233ZM11 235V234H10ZM20 235V234H19ZM39 235V234H38ZM43 235V234H42ZM41 235V236H42ZM124 235V234H123ZM123 235H121V236H123ZM129 235V234H128ZM173 235V234H172ZM177 235V234H176ZM186 235V234H185ZM203 235V234H202ZM40 236V237H41ZM67 236V235H66ZM120 236V237H121ZM139 236V235H138ZM149 236V235H148ZM238 236H239V234H238ZM24 238H25V236H23ZM100 237H102V236H100ZM173 237H174V235H173ZM172 237V238H173ZM183 238L185 237V236H182ZM199 237V236H198ZM6 238V237H5ZM4 238V239H5ZM115 238V237H114ZM127 238H129V237H127ZM126 237H124L123 239H124V243L125 244H123V243H121L120 245V248H119V251H117V252H120V249H121V252H122V254H118L116 257L117 258H120V259H118V260H120V264H122L123 263V261H124V258H125V254L126 253H132V255L134 254H138L139 255V253H141V252H143L144 251V248H146L147 249V251H148V248L149 247H151V246H153L155 243H152V241H150V243L149 242H143L142 240H140V239H136L135 237H132V240H129V239H127ZM168 238V237H167ZM172 238H170V239H172ZM175 238H177V237H175ZM180 238V237H179ZM179 238H177V239H179ZM186 238V237H185ZM191 238H193V237H189V240H191ZM116 239H117V237H116ZM153 239V238H152ZM169 239V240H170ZM182 239V238H181ZM195 239H197V238H195ZM203 239V238H202ZM201 239V240H202ZM210 239V238H209ZM2 240H3V238H2ZM22 240V239H21ZM65 240H66V237H65ZM101 240V239H100ZM108 240H106V241H108ZM121 240V239H120ZM176 240V239H175ZM187 240V239H186ZM208 240V239H207ZM207 240H206V243H208L207 242ZM215 240V239H214ZM31 241V240H30ZM67 241V240H66ZM69 241V240H68ZM67 241V242H68ZM106 241H103L102 242V244H104V243H106ZM126 241H131V242H128V243H126ZM200 241V240H199ZM204 241V240H203ZM202 241V242H203ZM20 242V241H19ZM110 242V241H109ZM109 242H108V244H109ZM139 242H140V244H139ZM176 242V241H175ZM201 242V241H200ZM201 242V244L202 245H204L203 243ZM213 242V241H212ZM1 243H3V241L1 242ZM8 243V242H7ZM30 243V244H29ZM35 242H27V240H25V241H23L22 242V244L25 246V250H26V253H28V252H30L31 253V250L33 249V247H34V244ZM97 243V242H96ZM170 243H172V242H170ZM205 243V244H206ZM215 243V242H214ZM9 244V243H8ZM11 244V243H10ZM21 244V243H20ZM64 244V243H63ZM98 244V243H97ZM100 244H101V242H100ZM174 244V243H173ZM172 244V245H173ZM185 244V243H184ZM192 245H191V248H196V244H193V243H191ZM217 244V243H216ZM4 245V244H3ZM6 245V247L7 248H10V246H8L7 244H5ZM116 245V244H115ZM175 245V244H174ZM188 245H190V244H188ZM188 245H186V248H189L190 249V246H188ZM199 245H200V243H199ZM198 245V246H199ZM208 245V244H207ZM206 245V246H207ZM209 245H211V244H209ZM209 245H208V248H209ZM213 245V244H212ZM119 246V245H118ZM177 246H178V250L179 249H181L182 251H186V250H183V246H182V242L180 243V244H178V241H177V245H176V247L174 246V249L175 248H177ZM205 246V245H204ZM5 247V246H4ZM53 247V246H52ZM154 247H155V245H154ZM40 248V247H39ZM105 248V247H104ZM108 248V247H107ZM113 248V247H112ZM200 248V247H199ZM3 249H5V248H3ZM2 249V250H3ZM12 249V248H11ZM18 249V248H17ZM98 249H99V247H98ZM109 249V248H108ZM107 249V250H108ZM117 249V248H116ZM23 250H24V248H23ZM39 250V249H38ZM100 250H101V248H100ZM113 250V249H112ZM160 250H162V252H164V249L163 248H160ZM166 250V252H169L170 251V249H169V247H168V249H165ZM249 249H247V251H248ZM4 251V250H3ZM55 251V250H54ZM92 251V250H91ZM90 251V252H91ZM103 251V250H102ZM102 251H100V252H102ZM173 251V250H172ZM177 250H175V252H176ZM188 251H190V250H187V253H189ZM194 251H196V249H194ZM193 251V252H194ZM198 251V250H197ZM201 251V250H200ZM13 252V251H12ZM49 252V251H48ZM67 252V251H66ZM89 252V253H90ZM99 252V253H100ZM104 252V251H103ZM105 252H107V251H105ZM104 252V253H105ZM116 252V251H115ZM117 252H116V254H117ZM120 252V253H121ZM146 252V251H145ZM171 252V251H170ZM169 252V253H170ZM174 252V253H175ZM199 252V251H198ZM197 252V253H198ZM1 253V252H0ZM3 253V252H2ZM30 253H28V256H29V254ZM88 253V254H89ZM95 253V252H94ZM103 253V254H104ZM111 253V252H110ZM174 253H171V254H174ZM177 253V252H176ZM179 253V252H178ZM195 253V252H194ZM194 253H193V255L192 256H194ZM207 253V252H206ZM205 253V254H206ZM57 254V253H56ZM59 254H63V253H59ZM86 254V253H85ZM127 254V255H128ZM148 254V253H147ZM164 254V253H163ZM166 254H168V253H166ZM165 254V255H166ZM182 254V253H181ZM204 254V253H203ZM202 254V255H203ZM18 255H20V254H18ZM27 255V254H26ZM32 255V254H31ZM64 255V254H63ZM68 255V254H67ZM75 255V254H74ZM100 255V254H99ZM106 255V254H105ZM110 255V254H109ZM155 255H156V253H155ZM177 256H179L180 254H176ZM190 255V254H189ZM199 255V254H198ZM3 256V255H2ZM2 256H0L1 258H2ZM22 256H25V252H24V255H23V252H22ZM21 256V259L23 258ZM35 256V255H34ZM66 258H67V260L69 261V258L71 257V256H73V254H69V258L66 256V255H64ZM95 256V255H94ZM103 257H106V256H104V255H102ZM101 256V257H102ZM129 256H130V254H129ZM140 256H141V254H140ZM148 256V255H147ZM151 256H154L153 254L151 255ZM159 256V255H158ZM169 256V255H168ZM172 256H174V257H176L175 255H172ZM182 257H183V255H181ZM205 256V255H204ZM53 257V256H52ZM74 257V256H73ZM76 257V256H75ZM80 257V256H79ZM86 257V256H85ZM100 257V256H99ZM115 257V258H116ZM156 257V256H155ZM181 257V258H182ZM188 257V256H187ZM5 258V257H4ZM78 258V257H77ZM91 258V257H90ZM93 258V257H92ZM141 258V257H140ZM139 257L137 258V255H136V263L137 262H140L139 260H141ZM145 258V257H144ZM143 258V259H144ZM147 258H149V257H147ZM159 258V257H158ZM196 257L194 256V258L193 259H195ZM82 259V258H81ZM81 259H80V261H81ZM83 259H84V257H83ZM82 259V260H83ZM95 259V258H94ZM104 259V258H103ZM107 259H108V257H107ZM109 259H110V257H109ZM109 259H108V262H109ZM143 259H142V261H143ZM146 259V258H145ZM150 259H153V260H150V261H157V260H155V258H150ZM162 259V258H161ZM161 259H159V260H161ZM164 259H165V257H164ZM177 259H178V257H177ZM177 259H175V260H177ZM191 259H192V257H191ZM261 259V258H260ZM6 261V259H1L0 260V262L1 261ZM15 260V259H14ZM16 260H17V257H16ZM74 260V259H73ZM88 260V259H87ZM92 260V259H91ZM111 260V259H110ZM114 260V259H113ZM118 260H114V261H118ZM127 260H128V258H127ZM167 260H168V258H167ZM169 260H171V258L169 259ZM173 260V259H172ZM171 260V261H172ZM187 260H189V259H187ZM201 260V259H200ZM204 260H205V258H204ZM246 260V259H245ZM8 261H9V258H8ZM18 261V260H17ZM86 261V260H85ZM133 261V260H132ZM131 261V262H132ZM166 261V260H165ZM171 261H169L170 263H171ZM192 261V260H191ZM21 262V261H20ZM70 262V261H69ZM79 262V261H78ZM82 262V261H81ZM88 262H90V261H88ZM92 262L94 263V262H96V261H93L92 260ZM105 262V264L107 263L108 264V262H106V260L104 261ZM104 262H103V264H104ZM126 262V261H125ZM130 262V261H129ZM128 262V263H129ZM131 262H130V264H131ZM134 262V264H135V260L133 261ZM146 262H147V260H146ZM168 262V264H170ZM175 262H177V261H175ZM185 262V264H187L186 263V261H184ZM183 262V263H184ZM190 262V261H189ZM3 263V262H2ZM1 263V264H2ZM6 263H8V262H6ZM15 264H16V262H14ZM37 263V262H36ZM76 263V262H75ZM91 263V262H90ZM109 263H112V261L111 262H109ZM144 263H145V261H144ZM159 263V262H158ZM165 263V262H164ZM173 263V262H172ZM178 263L180 264L181 262L180 261H178ZM192 263V262H191ZM190 263V264H191ZM96 264V263H95ZM97 264H99V262H97ZM116 264H117V262H116ZM119 264V263H118ZM123 264H126V263H123ZM197 264V263H196ZM215 264V263H214Z\"/></svg>", "mask_w": 264, "mask_h": 264}, {"label": "water", "instance_id": "obj_3", "mask_svg": "<svg viewBox=\"0 0 264 264\" xmlns=\"http://www.w3.org/2000/svg\"><path fill=\"white\" fill-rule=\"evenodd\" d=\"M169 18L171 22L177 28H181L185 22V13L181 6L173 7L169 12ZM226 20L220 23L221 28H225ZM216 29H211V34H215ZM235 36L227 34L224 39V44H228ZM202 41H205V37H201ZM181 53L186 56H194L196 50L194 49L192 42L188 39H182L180 42ZM196 82L204 88L214 87L213 81L210 79L208 72H201ZM150 90H156L158 88V78L153 77L149 82ZM194 95H200V89L194 91ZM194 101V96L186 98L185 105L191 107ZM219 105H222V100H219ZM174 129V128H173ZM174 164V158L169 153L160 151L151 156L141 157L133 161V171L138 176H151V175H164L166 174ZM121 201H116V209L122 206ZM42 264H71L63 254H55L53 257L46 259ZM81 264H88V262H82Z\"/></svg>", "mask_w": 264, "mask_h": 264}, {"label": "crops", "instance_id": "obj_4", "mask_svg": "<svg viewBox=\"0 0 264 264\" xmlns=\"http://www.w3.org/2000/svg\"><path fill=\"white\" fill-rule=\"evenodd\" d=\"M139 60H142V61L145 60V61H147V57H142V58H140ZM159 60H160V58H159ZM161 60L164 61V60H166V59H165V58H161Z\"/></svg>", "mask_w": 264, "mask_h": 264}]
</instances>
